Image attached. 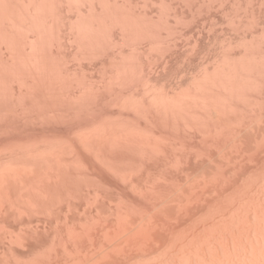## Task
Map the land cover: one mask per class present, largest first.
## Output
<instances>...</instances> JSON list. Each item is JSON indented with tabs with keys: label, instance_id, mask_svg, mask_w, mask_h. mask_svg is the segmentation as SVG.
Here are the masks:
<instances>
[{
	"label": "rangeland",
	"instance_id": "rangeland-1",
	"mask_svg": "<svg viewBox=\"0 0 264 264\" xmlns=\"http://www.w3.org/2000/svg\"><path fill=\"white\" fill-rule=\"evenodd\" d=\"M117 3L119 4L117 7L119 9L122 8L121 12L122 13V24L124 25H115V26H110L109 29H107V33H105L107 37H105L106 39H104V43L101 48L98 47H93L90 48L88 45V51H87V47H85V49H82L78 51V49H76V44L74 43L72 46V39H70L69 41H71V43L69 44H64L61 49H55V51L53 50L54 53H52L50 55V57H54V58H50L52 60V62L54 63L56 72L58 74L61 73L62 78L65 77L64 80H66V82L63 81V79H61V76L59 78V80L61 79L62 82L59 81L58 83V93H59V105L53 108L52 105V101L48 95V89H46L47 87L45 86L44 90V96L43 98V108H44V115H43V132H42V136H41V140L43 143L42 145L44 146L45 151L47 150V152H57L59 153L60 157V162L62 163V167L61 169L66 172L70 177L74 176L73 178H75L76 183H73L71 180H68L66 185L64 186V190L62 188V193H64V191L66 189L67 192L69 191V189L71 190L72 188L70 186H72L73 184H76L75 186H72L73 188H75L74 190H77L78 192L80 190H82V188L85 187L86 184H88L89 189L91 192V196L93 195V197H101V198H106V210H105V214L108 216V219L111 220V222L113 223L115 220V218L113 217H117L118 213L117 212L119 209L120 212L123 215H126L129 219H131V221L133 222V227H137V224L140 225V227H143L142 230L147 229V226L149 228L150 224L153 225H157V228H155V240H157L158 243H160V246H162L163 244H165L169 235V233L171 234V232H173V235H175V240L174 243H171L168 248V251L171 252V254L167 251V248L160 250L161 253H164V251H167V256L166 255V251L163 255V258H169L171 261L167 260V259H163L162 255L159 252V256L158 254H156V257H147L144 256L142 257L139 261H137V259H135L131 264H146L147 261H145L147 258L150 259V262L148 264H176L178 260L179 263L177 264H264V0H150L149 2H147L148 0L143 1V0H128L129 2H127L126 0H116ZM119 1V2H118ZM137 1V3H136ZM126 2V3H124ZM153 2V4H152ZM121 3V5H120ZM132 3V4H131ZM146 3V5H145ZM110 4H113L112 1H110ZM124 4V5H123ZM148 4V5H147ZM152 4V5H151ZM131 5V6H130ZM143 5V6H142ZM147 8H146V7ZM128 7V8H127ZM127 8V11L126 9ZM131 10H130V9ZM125 10V11H124ZM138 11V12H137ZM150 11V12H149ZM127 12V13H124ZM130 12V14H129ZM135 12V13H134ZM70 14V13H69ZM68 14V16H69ZM136 14V15H135ZM138 14V16H137ZM75 13H71V16L74 18ZM126 15V16H125ZM130 22L128 21L130 16ZM134 15V17H133ZM137 17V19H136ZM69 18H71L69 16ZM133 18L136 20H133ZM127 19V20H126ZM124 20V22H123ZM163 20V21H161ZM127 21V22H126ZM134 21V23L132 22ZM130 24H129V23ZM125 23V24H124ZM138 23V25H137ZM144 23V24H143ZM141 24V25H140ZM128 28H127V26ZM140 25V26H139ZM130 26V27H129ZM138 26V27H137ZM115 27V28H114ZM119 27V28H118ZM126 27V28H124ZM138 32H133V30H135ZM139 28V29H138ZM143 28V29H141ZM124 29V31H123ZM138 29V30H137ZM141 29V30H140ZM126 30V31H125ZM147 30V32H146ZM112 31V33H111ZM124 33H122V32ZM121 32V34L119 33ZM131 32V34H130ZM144 32L146 33L143 34ZM129 33V35H127ZM133 33V34H132ZM139 37H137V34ZM113 34V35H112ZM118 34V35H117ZM136 34V35H134ZM124 35V36H123ZM142 35V36H140ZM145 35L148 37H145ZM149 35V36H148ZM112 36V37H111ZM115 36V37H114ZM125 37V40H123V38ZM129 38H128V37ZM133 36V37H132ZM152 36V37H151ZM161 36V37H160ZM117 37V38H116ZM119 37V38H118ZM121 37V38H120ZM142 37V38H140ZM154 37V38H153ZM156 37V38H155ZM169 37V39H168ZM127 38V39H126ZM162 38V39H161ZM108 39V40H107ZM122 39V40H121ZM165 39V40H164ZM111 40V41H110ZM137 40V41H135ZM149 40V41H148ZM156 40V41H155ZM161 42H160V41ZM110 41V42H107ZM121 41V42H120ZM167 41V43H166ZM170 43H169V42ZM123 42V43H122ZM150 42V43H149ZM164 42V43H162ZM114 43V44H113ZM119 43V44H118ZM123 45H121V44ZM157 43V44H156ZM161 45H160V44ZM112 44V45H111ZM116 44V45H115ZM152 44V45H151ZM155 44V46H154ZM71 45V46H68ZM108 45V48L107 46ZM115 45V46H114ZM121 46V47H116V46ZM111 46V48L109 49V47ZM113 46V47H112ZM153 46V47H152ZM162 46V47H161ZM167 46V48H166ZM72 50H69V48ZM151 47V48H150ZM158 47V48H157ZM152 48H154L152 50ZM160 48V49H159ZM164 48V49H163ZM171 48H173L172 51ZM63 49V50H62ZM67 49V50H66ZM99 49V50H98ZM120 49V50H119ZM151 49V51L149 50ZM58 51V53H55ZM76 50V51H75ZM85 50V51H84ZM107 50V54H105L104 52H106ZM114 52H113V51ZM120 52H119V51ZM160 50V51H159ZM163 50V51H161ZM65 51V54L63 53ZM71 51V52H69ZM74 51V52H73ZM84 51V52H83ZM90 51H92V53H90ZM99 51V52H98ZM102 51H104L102 53ZM116 51V52H115ZM121 53V54H119ZM60 52V53H59ZM69 52V53H68ZM77 54H74L76 53ZM79 52V53H78ZM82 52V53H81ZM98 52V53H97ZM154 52V53H152ZM161 52H163L162 55ZM71 53V54H70ZM94 53V54H93ZM101 53V54H99ZM116 53V54H115ZM150 53V54H149ZM152 53V54H151ZM171 53V54H170ZM55 54V55H54ZM57 54H59L57 56ZM67 54V55H66ZM74 54V56H73ZM85 54V55H83ZM99 54V55H98ZM110 56H109V55ZM113 54V55H112ZM118 54V55H117ZM146 54V55H145ZM159 54V55H158ZM161 54V56H160ZM173 54V55H172ZM63 55V56H62ZM69 55V56H68ZM90 55H93V57ZM97 56L101 61L100 63H98V58L95 57ZM103 55H106L103 56ZM116 55V56H114ZM122 55V56H121ZM150 55V56H147ZM155 55V56H154ZM157 55V56H156ZM170 55V56H169ZM58 58H56V57ZM62 58H60V57ZM78 56V58H77ZM83 58L81 59L80 58ZM83 56V57H82ZM88 56V57H87ZM114 56V57H113ZM169 56V57H168ZM178 56V57H177ZM180 56V57H179ZM68 57V58H67ZM73 57V59L71 58ZM152 57V58H151ZM154 57V58H153ZM158 57V58H157ZM77 58V62H75ZM85 58V59H84ZM90 58L98 63H93L92 60H90ZM102 58V59H101ZM122 58L125 60H122ZM161 58V59H160ZM169 58V59H168ZM172 58V59H171ZM55 59V60H54ZM62 59V60H61ZM69 59V60H68ZM75 59V60H74ZM155 61H154V60ZM167 59V60H166ZM58 60H60L61 62H59ZM81 60V61H80ZM105 60V61H103ZM108 60V61H107ZM119 60V62H118ZM147 60V63H146ZM176 60V61H175ZM59 64H57L56 62ZM66 61H68L66 63ZM83 61V62H82ZM86 61H89L86 63ZM122 61V63H121ZM145 61V62H144ZM159 61V63H157ZM80 62V63H79ZM104 64H103V63ZM118 62V64H117ZM66 63V64H65ZM69 63V68L67 66V64ZM76 63V64H74ZM79 63V64H78ZM93 63V64H92ZM154 63V64H153ZM157 65H156V64ZM167 63V64H165ZM61 64V65H60ZM92 64V65H90ZM95 64V65H94ZM100 64V65H99ZM103 64V66H102ZM113 66H112V65ZM120 64V65H119ZM122 64V65H121ZM165 64V65H164ZM65 65V66H64ZM81 67H80V66ZM87 65V67H86ZM90 65V66H89ZM97 65V66H96ZM99 65V66H98ZM118 65V67H117ZM152 65V66H149ZM164 65V66H163ZM172 65V66H171ZM59 68H58V67ZM96 66V67H94ZM102 66L100 69L99 67ZM108 66V67H107ZM118 72L121 74H116L117 73V69ZM124 66V67H123ZM151 68V70L148 68ZM162 66V68H161ZM61 67V70H60ZM66 67V69H65ZM79 67V68H78ZM90 67V69L88 68ZM94 69H92V68ZM111 67V68H110ZM121 67L123 68V71L120 72ZM139 67V68H138ZM145 67V68H143ZM165 67V68H164ZM174 67V68H173ZM226 67V68H225ZM233 68L230 69V68ZM57 68V69H56ZM68 68V69H67ZM104 68V69H103ZM125 68V70H124ZM155 68V69H154ZM224 68V69H222ZM63 69V70H62ZM75 69V71H74ZM81 69V70H80ZM84 69V70H83ZM140 69V71H139ZM143 69V71L141 70ZM146 69V70H145ZM159 69V71H157ZM165 71H164V70ZM174 69V70H173ZM229 69V70H228ZM65 70V71H64ZM68 70H72L68 71ZM93 70V71H92ZM101 70V71H100ZM113 70V71H112ZM116 70V71H115ZM154 70V71H153ZM162 70V71H161ZM223 70V72H222ZM225 70H228L229 73ZM244 70V72L242 71ZM67 71V72H66ZM74 71V72H73ZM145 71V72H144ZM148 74L150 72H152L151 74ZM170 71V72H169ZM233 71V72H231ZM66 72V74H65ZM78 72V73H77ZM81 72V73H80ZM90 72V73H89ZM105 72V74H104ZM113 72V73H112ZM116 72V73H115ZM128 72V73H127ZM164 72V74H163ZM166 72V73H165ZM173 72V73H172ZM219 72L220 75H219ZM237 74H235V73ZM68 73V74H67ZM81 75H80V74ZM84 73V74H83ZM87 73V74H86ZM124 73V74H123ZM227 73V74H225ZM65 74V75H64ZM71 74V75H70ZM116 76H121V77H116ZM149 76H147V75ZM155 74V75H154ZM171 74V75H170ZM204 74V75H203ZM235 77H234V75ZM241 74V75H240ZM64 75V76H63ZM69 75V76H68ZM83 75H85L83 77ZM107 77V80L110 83H107L108 81L103 79L104 77ZM123 75V77H122ZM126 75V77H125ZM130 75V76H128ZM159 75V76H158ZM205 75L208 77H205ZM217 75V76H216ZM222 75V76H221ZM229 75V76H228ZM231 75V76H230ZM58 76V77H59ZM81 78H80V77ZM101 76V78L99 77ZM103 76V77H102ZM114 76L117 82L114 80L115 78L112 77ZM146 76V77H144ZM173 76V77H172ZM220 76V77H218ZM225 76V77H224ZM229 77L228 79H226V77ZM238 78H237V77ZM68 77V78H67ZM71 77V78H69ZM74 77V78H73ZM83 77V78H82ZM130 77V78H129ZM133 77V78H132ZM153 77V78H152ZM165 77V80L164 78ZM172 79V81L170 80V78ZM204 79H202V78ZM214 80H213V78ZM217 79H216V78ZM233 77V78H232ZM85 78L86 81H85ZM95 78V79H94ZM111 78L113 79V82L111 80ZM135 78V79H134ZM155 78V79H154ZM206 78L208 80H206ZM236 78V79H235ZM243 78V79H242ZM69 79V80H68ZM79 79V80H78ZM81 79H83L84 81L81 82ZM94 79V80H92ZM122 79V80H121ZM124 79V81H123ZM145 79V80H144ZM158 79V80H157ZM177 79V80H176ZM195 79V80H194ZM200 79V81H199ZM201 79L203 81H205L206 83L209 84H203L205 82L201 81ZM212 81H209L211 80ZM230 79V80H229ZM239 79V80H238ZM72 80V81H71ZM75 80V81H74ZM88 80V81H87ZM96 80V81H95ZM101 80V81H100ZM111 80V81H110ZM119 80V81H118ZM128 80V81H127ZM135 80V81H134ZM164 80V81H163ZM168 80V81H167ZM198 82H197V81ZM222 80V81H221ZM80 81V82H79ZM100 81V82H99ZM121 81V82H120ZM147 83L149 84H146ZM155 81V82H154ZM162 81V83H161ZM166 81V82H165ZM171 81V82H170ZM174 81V83H173ZM175 81H179L178 83ZM194 81V82H193ZM196 81V82H195ZM218 81V83H217ZM220 81V82H219ZM225 81V82H224ZM227 81V82H226ZM233 81V83H232ZM235 81V82H234ZM243 81V83H242ZM72 82V83H71ZM75 82V83H74ZM78 82V83H77ZM85 82V83H84ZM88 82V83H86ZM92 85H91V83ZM107 84H106V83ZM119 82V83H118ZM123 82V83H122ZM126 82V83H125ZM138 85H137V83ZM151 82V83H150ZM229 82V85H228ZM239 82V83H238ZM64 83V84H63ZM90 83V86H89ZM94 83V84H93ZM103 83V84H99V87L97 86L98 84ZM105 83V84H104ZM154 83V84H153ZM158 83H160L161 85H159ZM169 83V84H168ZM191 83V85H190ZM217 83V84H216ZM221 83V84H220ZM68 84V85H67ZM74 84V85H73ZM81 84V85H80ZM83 84V85H82ZM126 86H125V85ZM152 84V85H151ZM167 84V86H165ZM177 84V85H176ZM180 84V85H178ZM197 84H201V85H197ZM211 84V85H210ZM226 84V85H225ZM239 86H238V85ZM72 85V86H71ZM80 85V86H78ZM86 85V86H85ZM94 85V86H93ZM105 85V86H104ZM109 85V86H108ZM115 85V87L113 86ZM121 85V86H120ZM123 85V86H122ZM141 85V87H140ZM156 87H155V86ZM164 85V86H162ZM190 85V86H188ZM197 85V86H195ZM213 85V86H212ZM223 85V87H222ZM241 85V86H240ZM61 86V88L59 87ZM68 86V87H67ZM85 88H83V87ZM101 88L97 90V87ZM143 86V87H142ZM147 87V89H144L145 87ZM159 86V87H158ZM172 86V87H170ZM175 86V87H174ZM193 86V87H192ZM198 86H200L198 88ZM201 86L204 90H206L205 94L203 92V89H201ZM206 86V87H205ZM210 86V87H208ZM216 86H220V89ZM230 86V87H229ZM237 86V87H236ZM106 87V88H105ZM111 87V88H110ZM118 87H120L118 89ZM122 87H125L124 89ZM140 87V88H139ZM150 87H154L153 89ZM158 87V88H157ZM169 87V88H168ZM181 87V88H179ZM196 87L201 90V93L198 94H203L198 95L195 92H198L199 90L196 89ZM208 87V88H207ZM234 89H233V88ZM239 87V88H238ZM66 90V93L65 90ZM70 88V89H69ZM79 88V90L77 89ZM88 90H87V89ZM105 88V89H103ZM109 88V89H108ZM115 88V90L113 89ZM122 88V89H121ZM143 88V90H142ZM161 88V89H159ZM187 88V91H185L187 93V95H189V100L186 98V93H182V91L180 89L184 90ZM193 88V89H192ZM196 90H195V89ZM212 88V89H210ZM224 88L227 89L224 91ZM231 88V89H228ZM59 89H62V93L61 91L59 92ZM82 89H86L85 91H81ZM117 89V90H116ZM140 89V90H139ZM173 89V90H172ZM179 91H178V90ZM190 89H192L190 91ZM210 90V92L207 91ZM74 90V91H73ZM92 90V91H91ZM98 91L93 93V91ZM128 90V91H127ZM137 90V91H136ZM148 90H150L148 93L150 94H145ZM153 90V91H152ZM156 90V91H154ZM223 90V91H221ZM238 90V91H237ZM241 90V91H240ZM73 91V92H72ZM79 92L77 94H79L77 97H79V99H75L74 95L76 96V92ZM101 91V92H100ZM102 91H104L103 94ZM108 91V93H107ZM111 91V92H110ZM121 91V92H120ZM135 91V92H134ZM143 91V92H142ZM160 91L162 93L159 92V94L161 95L160 99L164 100L165 98H167L166 96L170 97L169 95L173 96L172 98H168V102L166 99V103L165 101H161L159 100V95L157 94ZM168 91V92H167ZM175 91V92H173ZM178 91V92H177ZM193 91V92H192ZM219 91V93H218ZM82 92V94H81ZM85 92V94H84ZM89 96L95 95V98H93L94 96H92V99H87L89 98ZM123 92V93H122ZM155 92V94L158 95V97L156 98L157 95L153 94ZM157 92V93H156ZM165 92V93H164ZM167 92V93H166ZM171 92V93H170ZM182 94L183 97H181ZM192 92V93H191ZM216 92V93H215ZM233 92V93H232ZM98 93V94H97ZM101 93V94H100ZM111 95H110V94ZM113 93V94H112ZM118 95H117V94ZM121 93V94H120ZM138 93V94H137ZM189 93V94H188ZM210 95L209 97L207 96V94ZM213 93H215L213 95ZM230 93V94H229ZM242 93V94H241ZM244 93V95H243ZM65 94V95H64ZM73 94V97H72ZM84 94V95H83ZM125 94V95H123ZM142 94V96H141ZM146 96H144V95ZM164 94V95H163ZM166 94V95H165ZM173 94V95H172ZM191 94V95H190ZM192 94H197L195 96H198L200 99V101H204L200 102L199 98L198 100L195 99V96ZM224 94V95H223ZM226 94V95H225ZM236 94V95H235ZM62 95V96H61ZM81 95V96H80ZM83 95V96H82ZM86 95V96H85ZM114 96V97H110V96ZM123 95V96H122ZM134 95V96H133ZM152 95V96H151ZM176 95H179V97L186 99L185 101H189L187 103H189L190 107H186L188 106L185 101L180 102L181 100L178 99V97ZM218 98H216L217 96ZM228 95H232V96H228ZM234 95V96H233ZM97 96V97H96ZM108 96V97H107ZM120 96V98L118 97ZM124 96H132L131 99L130 97H124ZM138 96L140 98H138ZM150 96L151 98L153 96H155L154 98H156L154 100V98H150L148 97ZM185 96V98H184ZM207 98H204V97ZM240 96V97H238ZM49 100H48V98ZM62 97V98H61ZM72 97V98H70ZM80 97H83L82 102ZM87 97V98H84ZM123 97V98H121ZM162 97H164L162 99ZM191 97L193 100H195L194 102L196 103L195 106L199 110L200 112H202L203 114H201L199 111L196 110V107L193 108L194 106V102L192 103L191 106ZM216 100H214V98ZM224 97V99H223ZM227 97V98H226ZM66 98L68 100H66ZM74 98V99H73ZM107 98V100H106ZM135 98V99H134ZM138 98V99H137ZM177 98V99H175ZM197 98V97H196ZM204 98V100H202ZM61 99V100H60ZM84 99L86 102H90V103H94V104H90L88 107H85L86 102H84ZM96 99V100H93ZM103 99V100H101ZM109 99V100H108ZM130 99L132 101L131 104V108L130 106H128V103H130ZM141 99V100H140ZM149 99V101H148ZM158 99V100H157ZM172 99V100H171ZM209 99H213L209 100ZM223 101H222V100ZM47 100V101H46ZM64 100V101H63ZM71 100V101H70ZM88 100V101H87ZM91 100V101H90ZM101 100V101H100ZM112 100V101H111ZM123 102H122V101ZM127 100V105L126 103L124 104V101L126 102ZM152 100V103H151ZM170 100V101H169ZM179 102L178 104H175L176 101ZM199 101L197 105V101ZM209 100V101H208ZM218 100V101H217ZM220 100V101H219ZM226 100V102L224 101ZM251 100V101H250ZM63 101V102H62ZM68 101V102H67ZM73 101H77V103H73ZM94 101V102H92ZM98 101V102H97ZM117 101V102H116ZM135 101V103H134ZM139 101V102H137ZM156 101V103H154ZM157 101H161V103H157ZM172 101V102H171ZM175 101V102H174ZM228 101V102H227ZM240 101V102H239ZM257 101V102H256ZM259 101V102H258ZM78 102H80L79 104L82 105L84 108H82L83 110L85 108H90L88 112V110H84V113L79 111H75L74 109L77 110L76 106H79ZM102 102V104H101ZM137 102V104H136ZM146 102V103H145ZM148 102V103H147ZM150 102V103H149ZM164 102V105H162V103ZM210 102V103H209ZM214 102V103H213ZM219 102H221V106L222 109L219 110V108L221 106H219ZM237 102V103H235ZM254 102V103H253ZM62 103V105H61ZM65 105H64V104ZM68 103V104H67ZM70 103L75 107L73 108L72 105H70ZM84 103V104H81ZM104 103V104H103ZM110 103V104H109ZM116 105H114V104ZM119 103V104H118ZM122 103V104H120ZM155 105H154V104ZM182 105H181V104ZM203 103V104H202ZM206 103V104H205ZM213 103L214 106H211ZM216 103V104H215ZM247 103V104H246ZM78 104V105H77ZM99 106H97V105ZM136 104V105H135ZM151 104V105H149ZM153 104V105H152ZM158 104L162 105L163 107L166 105V107H162L160 106V110H158ZM180 104V105H179ZM186 104V105H185ZM232 104V105H231ZM93 105V106H91ZM102 105H104L102 107ZM124 107H123V106ZM137 105H140L139 108H144L145 105V109H139ZM149 105V106H148ZM173 105V107H175L176 105L178 106H185L189 111L191 110V113H193L195 110V113L191 114L190 112L187 111V109L184 107V109H182V107H178L177 106L175 108H169ZM175 105V106H174ZM201 105L206 106V114H205V107L204 110L202 109L203 107ZM247 105H249L247 107ZM258 108H257V106ZM262 105V106H261ZM46 106V107H45ZM82 106H79L80 108ZM108 106H111L110 109ZM147 106V107H146ZM152 106H154V109L152 108ZM209 106V107H207ZM59 107V108H58ZM68 107L72 108V109H68ZM95 109H94V108ZM100 108L102 111H100L102 114H99L100 112ZM106 108L104 109V113H103V109L102 108ZM113 107V108H112ZM116 107V108H115ZM127 107V108H126ZM137 107V108H136ZM150 107V109L148 108ZM157 107V109L155 108ZM192 107V108H191ZM200 107V108H199ZM225 110H224V108ZM232 107V108H230ZM234 107V108H233ZM250 107L252 109H250ZM256 107V108H255ZM46 108V109H45ZM51 108V109H50ZM62 108V109H60ZM79 108V109H80ZM123 109L122 111L120 110ZM152 108V109H151ZM169 108V109H166ZM211 108H215V111H212L213 109ZM246 108V109H245ZM255 108V109H254ZM49 109V110H47ZM80 111H83V110ZM113 109V110H112ZM117 109V110H116ZM132 109V110H130ZM137 109V110H136ZM164 112H162L161 111ZM170 113L168 114V110H170ZM175 109V110H174ZM185 109L189 114V117H187L186 115L187 112L185 113ZM249 109V110H248ZM66 110V111H65ZM127 110V111H126ZM129 110V111H128ZM133 110L135 112H133ZM140 110V111H139ZM147 110V112H145ZM156 110V111H155ZM166 110V112L164 111ZM177 110V111H176ZM184 110V111H183ZM217 110V111H216ZM219 110V112H218ZM224 110V111H223ZM235 113H234V111ZM53 114L52 117L51 115ZM58 113H56V112ZM63 111V112H62ZM71 114H78V115H69L70 112ZM86 111L88 113H86ZM106 111V112H105ZM117 111V112H116ZM138 114H136L137 112ZM148 111H150L148 113ZM157 111L160 113L158 114ZM176 111V112H175ZM184 113V117H183V113ZM227 113H226V112ZM229 111V112H228ZM239 111V112H238ZM250 111V112H249ZM46 112V113H45ZM52 112V113H50ZM55 112V113H54ZM62 112V113H61ZM93 112V115L91 114ZM96 112V113H95ZM99 112V113H98ZM113 112V113H112ZM134 116H133V114ZM140 112V113H139ZM143 112V113H142ZM163 114H162V113ZM175 112V113H173ZM210 114H207L209 113ZM217 112V113H215ZM224 112V115H223ZM232 112V113H231ZM243 112V114H242ZM68 113V114H66ZM95 113V114H94ZM124 115H122V114ZM128 113V114H127ZM148 113V114H146ZM155 113V114H154ZM156 113L158 116H156ZM200 113V114H198ZM229 113V114H228ZM263 113V114H262ZM63 114V115H62ZM85 116H84V115ZM88 114V115H87ZM91 114V115H90ZM119 114V115H118ZM141 114V115H140ZM152 114V115H151ZM154 114V115H153ZM168 114V115H167ZM171 114V115H170ZM174 114V117H173ZM180 114L182 115V117H180ZM196 114V118L198 117L197 115H199V118L201 119V117L204 115V117H202V119L200 120L199 118H195L193 115ZM228 114V115H225ZM250 114V115H249ZM259 114V115H258ZM62 117H61V116ZM69 116L70 119H68L66 116ZM81 115V116H80ZM83 115V116H82ZM104 116L105 119L107 120H103ZM107 115V116H106ZM113 115V116H112ZM116 115V116H115ZM137 115V116H136ZM146 115V117H145ZM148 115V117H147ZM150 115V116H149ZM166 118L165 120H162L164 117ZM168 117H167V116ZM202 115V116H201ZM215 117H213V116ZM222 117H219V116ZM235 115V116H234ZM261 115V116H260ZM79 116V118H78ZM90 116V118H89ZM106 116V117H105ZM115 117L112 118V117ZM120 116V117H119ZM124 116V118H123ZM126 116V117H125ZM152 116V117H151ZM155 116V117H154ZM161 116V117H160ZM193 116V117H191ZM227 116V118H226ZM229 116V117H228ZM46 117V119H45ZM56 117V118H55ZM60 117V118H58ZM66 117V119H65ZM72 117V118H71ZM76 117V118H75ZM101 117V118H100ZM112 119H111V118ZM119 117V118H117ZM128 117V118H127ZM132 117V118H131ZM158 117V118H157ZM160 117V118H159ZM163 117V118H162ZM172 117V118H171ZM186 117V118H185ZM225 117V119H223ZM48 118V119H47ZM51 118H53L54 120H52ZM81 118V119H80ZM110 118V119H108ZM117 118V119H116ZM142 120H141V119ZM145 118V119H144ZM152 118V119H150ZM170 118V119H169ZM174 118V119H173ZM177 118V119H176ZM188 120L190 118H193L191 121V119L189 121H185L182 119ZM208 118V119H207ZM213 118V119H212ZM249 118V119H248ZM254 118V119H253ZM260 118V119H258ZM263 118V119H262ZM51 119V120H49ZM56 119V120H55ZM80 119V120H79ZM85 119V120H84ZM91 121H90V120ZM127 119V120H126ZM134 119V120H133ZM147 119V120H146ZM150 119V120H149ZM172 119V120H171ZM203 119L205 121H203ZM229 119V120H228ZM235 119V120H234ZM59 120V121H58ZM66 120V121H64ZM94 120V121H93ZM101 123H99V121ZM102 120V121H101ZM108 120H112L111 122ZM118 120V121H117ZM122 120V121H121ZM125 120V121H123ZM139 120V121H138ZM159 120V121H158ZM168 121V123L164 124ZM182 120L183 123H180V121ZM201 122H200V121ZM208 120H211L212 122H209ZM53 121V122H51ZM58 121V122H57ZM78 121V122H77ZM85 123H84V122ZM115 121V122H114ZM130 121V122H129ZM132 121V122H131ZM170 121L178 124H175L173 126V123ZM176 121V122H175ZM215 121V122H214ZM222 121V122H221ZM229 121V122H228ZM256 121V122H255ZM260 121V122H258ZM51 122V123H49ZM72 122V123H71ZM87 122V123H86ZM107 122V123H106ZM118 122V123H117ZM144 122V123H143ZM186 122V123H185ZM199 122V123H198ZM218 122V123H217ZM236 122V123H234ZM240 122V123H239ZM250 124H249V123ZM257 122H258V127H257ZM62 123L64 126H62ZM79 123V124H78ZM84 123V124H82ZM91 123V124H90ZM93 123L95 124L96 128H100V129H95V126H93ZM98 123V124H97ZM103 123V124H102ZM116 123V124H115ZM120 123V124H119ZM129 125H128V124ZM133 123V124H132ZM191 123V124H190ZM221 123V124H220ZM232 123V124H230ZM242 123V124H241ZM256 125H254V124ZM52 124V125H50ZM55 124V125H53ZM90 124V125H89ZM100 124H102L100 126ZM106 126H105V125ZM117 126H121L120 128H116L114 127L115 125ZM119 124V125H118ZM124 124V125H122ZM150 124V125H149ZM189 124V125H188ZM194 124V126H192ZM225 124L228 126L226 127ZM261 124V125H260ZM48 125V126H46ZM86 125V126H85ZM89 125V126H88ZM97 125H99V127H97ZM110 125V126H109ZM112 125V127H111ZM134 125V127H133ZM139 125V126H136ZM170 125H172L173 128H170L171 130H169ZM177 125V126H176ZM183 125V126H181ZM188 125V126H187ZM199 129L197 131V128ZM230 125H236V127H238V129L234 126L231 128ZM238 125V126H237ZM240 125V126H239ZM253 125V126H252ZM54 126H58V128L54 127ZM77 126V127H76ZM90 126H92L91 129ZM127 126V127H126ZM146 126V127H145ZM167 126V127H166ZM187 126V127H186ZM203 126V127H202ZM220 126V127H219ZM224 126V127H223ZM74 127V128H73ZM80 127V128H79ZM82 127V128H81ZM86 127V128H85ZM101 127H105L103 128V130L101 131ZM109 127V128H108ZM132 127V130H131ZM143 127V128H142ZM154 127V128H153ZM157 127V128H156ZM165 127V128H164ZM184 127V128H183ZM190 127V129L188 128ZM195 129H192L194 128ZM249 127V128H248ZM60 128V129H59ZM69 128V130H68ZM85 128V129H84ZM89 128V130H88ZM115 128V129H114ZM129 128V129H128ZM135 128V130H134ZM139 128V129H138ZM151 130H150V129ZM164 128V129H163ZM168 129L165 130V129ZM181 128V129H180ZM184 130H183V129ZM185 128L187 130H185ZM207 128V129H206ZM214 128L216 130H214ZM220 128V129H219ZM235 128V129H234ZM241 130H240V129ZM244 128V129H243ZM253 128V130L251 129ZM262 128V129H261ZM78 129V130H76ZM91 129V132L89 134H87ZM107 131L109 129V131H107L108 133L105 132V130ZM111 129V130H110ZM117 129V131L114 130ZM121 129V130H118ZM146 129V130H145ZM175 129V130H174ZM192 129V131H191ZM205 131H204V130ZM233 129V130H232ZM251 131H249V130ZM57 130V131H56ZM75 130V131H74ZM81 130V131H79ZM83 130V132H82ZM88 130V131H87ZM94 130V131H93ZM96 130V131H95ZM134 130V131H133ZM139 130L138 132H135ZM143 130H145L143 132ZM156 132H155V131ZM163 130V131H162ZM173 130L176 132H173ZM220 130V131H219ZM246 130V131H245ZM48 131V132H47ZM62 131V132H61ZM66 131V132H65ZM73 131V132H72ZM78 131V132H77ZM98 131V134H97ZM106 133V135L104 134V132ZM119 131H121L120 134ZM127 131V132H126ZM131 133H130V132ZM157 131L159 133H157ZM183 131V132H182ZM188 131V132H187ZM200 131V132H199ZM211 131V133H210ZM214 131V132H213ZM240 131V132H239ZM246 134H245V132ZM255 131V132H254ZM79 136H77V134ZM80 132V134H79ZM85 132V135L83 136L82 134ZM100 132L101 133L100 135ZM113 132V133H112ZM126 132V133H125ZM134 132V133H133ZM142 132V134H141ZM146 132H151L152 134H154L153 136H150L149 133V137H145L147 134ZM171 132V133H170ZM209 132V133H208ZM244 132V133H243ZM72 133V134H71ZM125 138H124V135ZM145 133V135L143 134ZM167 133V134H166ZM188 133V134H187ZM204 133V134H203ZM221 133V134H220ZM232 135H231V134ZM257 133V134H256ZM260 133V134H259ZM62 134V135H61ZM95 134V135H94ZM114 134V137L116 138V134H117V138H119V136L121 135L122 137H120L119 139H114L112 137ZM126 134L128 136H126ZM134 135H141L139 137V135L133 136ZM178 134V135H177ZM200 136H198V135ZM239 134L241 136H239ZM243 134V135H242ZM75 135V136H74ZM97 135V136H96ZM99 135V136H98ZM103 135L105 137H103ZM108 135V136H107ZM112 135V136H111ZM142 135H144V138ZM147 135V136H148ZM165 135V136H164ZM168 135V136H167ZM177 135V136H176ZM188 135V136H187ZM203 135V136H201ZM206 135V137H205ZM212 135V136H211ZM216 135V136H215ZM255 135V136H254ZM70 136V137H69ZM74 136V137H71ZM85 137V142L82 141V137ZM87 136V138H86ZM92 141V139H94L93 141L96 142L93 144L92 142H90V139ZM94 136V137H93ZM111 136V137H109ZM164 136V137H163ZM172 136V137H171ZM192 136V137H191ZM211 136V137H208ZM215 136V137H214ZM263 136V137H262ZM43 137V138H42ZM77 137V138H76ZM78 137H80L81 139H79ZM103 138L105 139L104 141L101 139H96V138ZM107 137V138H106ZM139 137V138H138ZM152 137V138H151ZM158 138L155 141V138ZM166 137V138H165ZM169 137H171L169 139ZM202 137V138H201ZM224 137V138H223ZM233 137V138H232ZM239 137V138H238ZM253 137V138H252ZM65 138V139H64ZM148 138V139H146ZM161 138V139H160ZM173 138V139H172ZM193 138V139H192ZM223 138V139H222ZM229 138V139H228ZM232 138V140H231ZM238 138V139H237ZM242 138V139H241ZM54 139V140H53ZM67 139V140H66ZM89 139V142L87 143ZM107 139V140H106ZM139 141V142H137ZM142 139V140H141ZM145 139V140H144ZM199 139V140H198ZM228 139V140H227ZM234 139V140H233ZM49 140H52V144H54V146L51 144V142H47ZM72 140L73 143L70 141ZM76 140V141H75ZM82 144H81V142ZM110 142H109V141ZM123 143H122V141ZM125 140V142H124ZM128 140V141H126ZM154 140V141H152ZM161 140V141H160ZM164 140V141H163ZM185 140V141H184ZM188 140V141H187ZM193 140V141H192ZM198 140V141H196ZM208 140V141H207ZM214 140V141H213ZM244 140V141H243ZM45 141V142H44ZM58 141V142H57ZM62 141H66L65 144ZM68 142V144L66 145V143ZM113 141V142H112ZM116 141V142H115ZM135 141V142H134ZM149 141V142H148ZM170 141V143H169ZM173 141V142H172ZM212 141V142H211ZM235 141V142H232ZM257 143H256V142ZM77 142H79L77 144ZM84 142V145H83ZM99 142V143H98ZM108 142V144H107ZM115 142V143H114ZM119 142V143H118ZM148 142V143H147ZM151 142H153L151 144ZM179 142V143H178ZM185 142V143H184ZM237 142V145H236ZM261 142V144H260ZM46 143V144H45ZM50 143V145H49ZM63 143V144H62ZM87 143V145L85 146V144ZM104 143V144H103ZM112 143V144H110ZM118 143V144H117ZM122 143V144H121ZM134 143V144H133ZM146 143V144H145ZM161 143V144H160ZM165 145H164V144ZM172 143V144H171ZM198 143V144H197ZM200 143V144H199ZM222 143V144H221ZM224 143V144H223ZM231 145H230V144ZM55 144H59V146L57 145V147L55 146ZM60 144L61 147H60ZM72 144L71 148L70 147ZM89 144V146H88ZM94 144L96 146H94ZM98 144V145H97ZM100 144V145H99ZM103 144V145H101ZM110 144V146H109ZM117 144V145H116ZM140 144V145H139ZM156 144V145H155ZM217 144V145H216ZM234 144V145H233ZM52 145V146H51ZM81 145V147L79 146ZM121 145V146H120ZM127 145V146H126ZM132 145V146H130ZM137 145V146H136ZM144 148H143V146ZM151 146V150L147 148ZM158 145V146H157ZM162 145V146H161ZM200 145V146H199ZM213 145V146H212ZM221 145V146H220ZM228 145V146H227ZM243 145V146H241ZM260 145V146H259ZM50 146L52 148H50ZM68 146V147H65ZM85 146V148L83 147ZM93 146V147H92ZM105 146V147H104ZM123 146V147H122ZM155 146V147H153ZM181 146V147H180ZM202 146V147H201ZM207 146V147H206ZM212 146V147H211ZM227 146V147H226ZM258 146V147H257ZM263 146V148H262ZM55 147V148H54ZM88 147V149L86 148ZM92 150H91V148ZM98 147V148H97ZM118 147V148H117ZM135 147L136 149L132 148ZM146 147V148H145ZM161 149H159V148ZM232 147V148H231ZM248 147V148H247ZM46 148H49L46 149ZM64 148V149H63ZM104 148V149H103ZM107 148V149H106ZM110 148V149H109ZM166 148V149H165ZM172 150H171V149ZM180 148V149H178ZM185 148V149H184ZM226 148V149H224ZM52 151H51V150ZM57 149V151H56ZM62 149V150H61ZM68 149H70L71 151H73V153L71 151H69ZM86 150L83 151L82 150ZM90 149V150H89ZM98 149V150H97ZM120 149V151L118 150ZM124 149V150H123ZM127 151H126V150ZM139 149H141L139 151ZM147 149V150H146ZM158 150L159 153L161 154H157ZM163 149V150H162ZM183 149V150H182ZM204 149V150H203ZM224 149V150H222ZM231 149H233L231 151ZM263 149V150H262ZM61 150V152H59ZM63 150L66 152H64L63 154ZM79 150V151H78ZM89 150V151H88ZM100 150V151H99ZM110 150V151H108ZM122 150V151H121ZM135 150V151H134ZM144 150V151H143ZM146 150V151H145ZM153 150V152H152ZM155 150V153H154ZM171 150V151H170ZM174 150V151H173ZM177 150V151H176ZM180 150V151H179ZM189 150V152H188ZM222 150V151H221ZM246 150V152H245ZM257 150V151H256ZM103 151V152H102ZM138 151V152H137ZM148 151H151L150 153ZM162 151V152H161ZM170 151V152H169ZM221 151V153L219 152ZM224 151V152H223ZM232 153H231V152ZM250 151V152H249ZM255 153H254V152ZM69 152V153H68ZM115 152V153H114ZM134 152V153H132ZM146 152V153H143ZM166 152V153H165ZM173 152V153H172ZM176 152V153H175ZM186 152V153H185ZM208 152V153H207ZM219 152V153H218ZM230 152V153H229ZM248 152V153H247ZM83 153V154H82ZM87 153V154H86ZM126 153H128V155H126ZM139 153V154H137ZM162 153H164V155H162ZM199 153V154H198ZM203 153V154H202ZM223 153V154H222ZM225 153V155H224ZM239 153V154H238ZM63 156H62V155ZM69 154V155H67ZM76 155V158L75 157ZM119 154V155H118ZM132 154V155H131ZM143 154V155H142ZM148 154V155H147ZM154 154V155H153ZM166 154V155H165ZM220 154V155H219ZM237 154V155H236ZM72 155V156H71ZM108 155V156H107ZM111 155V156H110ZM113 155V156H112ZM131 155V156H130ZM142 155V156H141ZM156 155V156H155ZM170 155V158H169ZM185 155L187 157H185ZM218 155V156H215ZM222 155V156H221ZM227 155V156H226ZM64 156H67L66 159ZM71 158H70V157ZM110 156V157H109ZM119 156V158H118ZM136 156V157H135ZM144 156V157H143ZM153 158V159H150ZM162 158H161V157ZM173 156V157H172ZM176 156V157H175ZM183 156V157H182ZM195 156V157H194ZM200 156V157H199ZM224 156V157H223ZM78 157V158H77ZM96 157V158H95ZM98 157V158H97ZM102 157V159L100 158ZM131 157V158H130ZM143 157V158H142ZM146 157V158H145ZM182 157V158H181ZM211 157V158H210ZM240 157V158H239ZM94 158V160H93ZM149 158V160H148ZM156 158V159H155ZM168 158V161H167ZM179 162H177V159ZM193 158V159H192ZM200 158V159H199ZM208 158V159H207ZM213 159V161H211ZM216 158V159H215ZM250 158V159H249ZM70 159H74L73 161L70 162ZM116 159V160H115ZM141 159V160H140ZM147 159V160H146ZM188 159V160H187ZM196 159V160H195ZM240 159V160H239ZM248 159V160H247ZM68 160V161H67ZM77 160V161H76ZM81 160V161H80ZM90 160V161H89ZM158 160V161H157ZM161 160V162H160ZM174 160V161H172ZM187 160V162H186ZM190 160V161H189ZM230 160V161H228ZM233 160V161H232ZM66 163H65V162ZM95 161V162H94ZM103 161V162H102ZM106 161V162H105ZM109 161V162H108ZM111 161V162H110ZM131 161L133 164H131ZM142 161V162H141ZM147 161V163L145 162ZM153 163H150V162ZM157 161V162H156ZM189 161V162H188ZM194 161V162H193ZM210 162V163H206V162ZM218 161V162H217ZM221 161V162H220ZM224 161V162H222ZM226 161V162H225ZM229 163H228V162ZM238 161L240 163H238ZM67 162H70L71 165L69 164V167ZM76 162V164H75ZM98 162V164H97ZM123 162V163H122ZM129 162V164L127 163ZM139 162V163H138ZM144 162V163H143ZM149 162V163H148ZM168 162V164H166ZM176 162V163H175ZM183 165H181V163ZM186 162V163H184ZM203 162V163H202ZM215 162V163H214ZM237 162V163H236ZM78 163V164H77ZM121 165L119 166L118 165ZM143 163V164H142ZM175 163V164H173ZM180 163V164H178ZM197 163V164H196ZM213 163V165H212ZM230 166H226L228 164ZM234 163V165H233ZM67 164V165H66ZM74 164V165H73ZM95 164V165H94ZM97 164V165H96ZM104 164V165H103ZM114 164V165H113ZM123 164V165H122ZM126 166H125V165ZM139 166H138V165ZM142 164V165H141ZM178 164V165H177ZM210 164V165H209ZM225 164V165H224ZM65 165V168H64ZM77 165V166H76ZM84 165V166H83ZM101 165V166H100ZM131 165V167H130ZM135 165V166H134ZM141 165V167H140ZM148 165V166H147ZM161 165V166H160ZM166 165V166H165ZM172 167H169V166ZM175 165V166H174ZM207 165V167H206ZM222 165V166H221ZM76 166V167H75ZM104 166V167H102ZM106 166V167H105ZM118 166V167H117ZM143 166V167H142ZM191 166V167H190ZM194 166V167H193ZM215 166H217V169L220 171H218ZM241 166V167H240ZM68 167V168H67ZM100 167V168H99ZM116 167V168H115ZM121 167V168H120ZM151 167V168H150ZM155 167V168H154ZM163 167V168H162ZM168 167V169L166 168ZM199 167V168H198ZM204 167V168H202ZM213 167V168H211ZM238 167V168H237ZM89 168V169H88ZM132 168V169H131ZM138 168V169H137ZM142 171H141V169ZM166 168V169H165ZM172 168V169H171ZM179 168V169H178ZM186 168V169H185ZM202 170H201V169ZM225 168V170H224ZM68 169V170H66ZM74 169V170H72ZM76 169V170H75ZM103 169V170H102ZM106 169V170H105ZM115 171H114V170ZM136 169V170H135ZM147 169V170H146ZM159 169V170H158ZM165 169V170H164ZM210 169V170H209ZM222 169V171H221ZM238 169V170H236ZM70 170V171H69ZM87 170V171H85ZM90 170V171H89ZM108 170V171H107ZM119 170V171H118ZM121 170V171H120ZM131 170V171H129ZM149 170V172H148ZM169 170V172H168ZM181 170V171H180ZM186 170V172H185ZM189 170V171H187ZM208 170V171H207ZM216 170V172H215ZM225 172H224V171ZM235 170V171H233ZM75 171H77L78 173L80 171L81 174L79 175L78 173H76ZM84 171V172H83ZM112 171V172H111ZM123 171V172H122ZM129 171V172H128ZM133 171H136L135 173ZM157 171V172H156ZM180 171V172H179ZM198 171V173H197ZM200 171V172H199ZM206 171V172H205ZM212 171V172H211ZM220 172V174H218V172ZM228 171V172H227ZM233 171V172H232ZM71 172V173H70ZM105 172V173H104ZM111 173V175L109 173ZM118 172V173H117ZM122 172V173H121ZM133 172V173H132ZM138 172V173H137ZM147 172V173H146ZM167 172V173H166ZM173 172V174H171ZM175 172V173H174ZM179 172V173H178ZM184 174H182V173ZM204 172V173H203ZM209 172V173H208ZM236 172V173H235ZM97 173V174H96ZM113 173V174H112ZM115 173V174H114ZM120 173V175H119ZM161 173V174H160ZM165 173V174H164ZM231 173V174H230ZM73 174V175H72ZM90 174V175H89ZM126 174V177H125ZM131 174V177H130ZM135 174V175H133ZM137 174V175H136ZM149 174V175H148ZM151 174V175H150ZM160 174V175H159ZM167 174V175H166ZM180 174V175H179ZM196 174V175H195ZM203 174V176H202ZM209 174V175H208ZM211 174V176H210ZM224 174V175H223ZM230 174V175H229ZM87 175V176H86ZM144 175V176H143ZM183 175V176H182ZM201 175V176H200ZM208 175V176H206ZM215 175V176H214ZM219 175V176H217ZM229 175V176H227ZM77 176V177H76ZM92 176V177H91ZM111 176V177H110ZM118 176H120L121 178H118ZM134 176V177H133ZM147 176H150V178ZM153 176V177H152ZM173 176V177H172ZM181 176V178H180ZM190 176V177H189ZM192 176V177H191ZM197 176V177H195ZM94 177V178H93ZM110 177V178H109ZM125 177V178H123ZM137 177V178H135ZM146 177V178H145ZM161 177V178H159ZM186 177V178H185ZM189 177V179H188ZM223 177V178H222ZM228 177V178H226ZM79 178V179H77ZM83 178H85L86 180H83ZM157 178V179H156ZM170 178V179H169ZM173 178V179H172ZM190 178L192 180H190ZM194 178V180H193ZM208 178V179H207ZM222 178V180H221ZM89 179V180H88ZM116 181H115V180ZM125 179V180H124ZM128 182H127V180ZM143 179V180H142ZM149 179V180H148ZM152 179V180H151ZM154 179V180H153ZM178 179V180H176ZM187 179V181L189 182L187 186V181L185 182V180ZM199 179V180H198ZM204 182H202L201 180ZM211 179H214L211 180ZM218 181H217V180ZM225 179V180H224ZM80 180V181H79ZM95 184H94V182ZM120 180V181H118ZM124 180V182H123ZM157 180V181H156ZM170 180H174V182L170 181ZM224 180V181H223ZM74 181V179H73ZM97 181V182H96ZM130 181V182H129ZM144 184H143V182ZM147 181V182H146ZM160 183H159V182ZM183 181V182H182ZM192 181V182H191ZM198 181V184H196ZM200 181V182H199ZM208 181V182H207ZM215 183H213V182ZM72 182V183H71ZM88 182V183H86ZM93 182V183H92ZM119 182V183H118ZM136 182V183H135ZM166 183L165 184H163ZM170 184H169V183ZM195 182V183H194ZM224 182V183H223ZM86 183V184H84ZM97 183V184H96ZM118 183V184H117ZM126 183V184H125ZM135 183V184H132ZM139 183V184H138ZM152 183V184H151ZM154 183V184H153ZM194 183V184H191ZM200 183V184H199ZM205 183V185L203 184ZM210 183V184H209ZM217 183V184H216ZM226 183V184H225ZM228 183V184H227ZM84 184V187L83 185ZM121 184V185H120ZM131 184V185H129ZM142 184V185H141ZM163 184V185H162ZM174 184V185H173ZM180 184V185H179ZM183 184V185H182ZM209 184V185H208ZM70 185V186H69ZM82 185V186H81ZM123 185V186H122ZM129 185V186H128ZM146 185V186H145ZM155 185V186H154ZM165 185V186H164ZM171 185V187L169 186ZM177 185V186H176ZM179 185V186H178ZM186 185V186H185ZM191 185V186H190ZM208 185V186H207ZM213 185V186H212ZM223 185V186H222ZM87 186V185H86ZM135 186V187H134ZM149 186V187H148ZM152 186V187H150ZM166 186L168 187L167 189ZM202 186V187H201ZM205 186V187H204ZM80 187V188H79ZM95 187V189H94ZM132 189H131V188ZM178 187V189H177ZM181 187V189H180ZM189 187V188H188ZM191 187V188H190ZM194 187V188H193ZM204 187V188H203ZM207 187V188H206ZM211 187V188H210ZM219 187V188H218ZM224 187V188H223ZM87 188V187H86ZM129 188V189H128ZM136 188V189H134ZM140 188V189H137ZM145 188V189H144ZM147 188V189H146ZM149 188V189H148ZM170 188V189H169ZM200 188V190L198 189ZM203 188L204 190L202 191ZM209 188V189H208ZM213 188V189H212ZM97 189V190H96ZM104 189V190H103ZM107 189V191H106ZM114 189V190H113ZM122 189V191H121ZM125 189V190H124ZM163 189V191H162ZM169 189V190H168ZM183 189V190H182ZM187 189V190H186ZM193 189V190H191ZM198 189V190H197ZM219 189V190H217ZM134 190V193L131 192ZM137 190V191H136ZM146 190V191H145ZM153 190V191H152ZM169 192H168V191ZM171 190V191H170ZM190 190V191H188ZM86 191V190H83ZM96 191V193H95ZM141 191V192H139ZM143 191V192H142ZM163 193H161V192ZM179 191V192H178ZM210 191V192H209ZM60 192V191H59ZM66 192V191H65ZM73 192V191H72ZM113 192V193H112ZM151 192V193H150ZM158 192V193H157ZM167 192V193H166ZM173 192V193H172ZM190 192V193H189ZM195 192V193H194ZM214 192V195H212ZM217 192V193H216ZM221 192V193H220ZM75 193V192H74ZM80 193V192H79ZM79 193L76 192V194L79 195ZM83 192H81L82 194ZM85 193V192H84ZM98 193V194H97ZM106 193V194H104ZM109 195H108V194ZM138 193V194H136ZM140 193V195H139ZM148 193V194H147ZM155 193V194H154ZM160 193L162 195H160ZM176 193V194H175ZM192 193V194H191ZM206 193V194H205ZM115 194V195H114ZM136 194V195H135ZM186 194V195H185ZM189 194V195H188ZM197 194V195H196ZM95 195V196H94ZM108 195V196H106ZM118 195V197H117ZM150 197H148V196ZM175 195V197H174ZM182 195V196H181ZM105 196V197H104ZM137 196V197H135ZM155 197L153 199V197ZM159 198H158V197ZM165 196V197H164ZM173 196V197H170ZM197 196V197H196ZM202 196V197H201ZM216 196V197H215ZM93 197H91L93 199ZM109 197V198H108ZM133 199H132V198ZM139 197V198H138ZM182 197V198H181ZM185 197V198H184ZM210 197V198H209ZM127 198V199H126ZM141 198V199H140ZM143 198V200H142ZM151 198V199H150ZM158 198V199H157ZM161 201H158L160 200ZM165 198H170V199H166ZM177 198V199H176ZM179 198V199H178ZM194 198V199H193ZM111 199V200H110ZM118 199V200H116ZM139 199V200H138ZM147 199V200H146ZM183 201H182V200ZM211 199V200H210ZM219 199V200H218ZM110 200V201H109ZM114 200V201H113ZM128 200V201H127ZM141 200V201H140ZM167 201L164 202L162 204V201ZM169 200V201H168ZM178 200V201H176ZM108 201V202H107ZM132 201V202H131ZM137 201V202H136ZM146 201V203H145ZM173 201V202H172ZM203 201V202H202ZM113 202V203H112ZM119 204H118V203ZM123 202H125L124 204H122ZM152 202V203H149ZM183 202V203H182ZM161 206H158V204ZM169 203V204H168ZM188 203V205H187ZM201 203V204H200ZM216 203V204H215ZM111 206H109V205ZM114 204V205H113ZM132 204V205H130ZM137 204V205H136ZM176 204V205H175ZM181 204H183V206H181ZM197 204V205H196ZM209 204V205H208ZM221 204V205H220ZM115 205L117 206V209L111 210L113 208H115ZM125 205V207H124ZM149 205V206H148ZM164 205V206H163ZM180 205V206H179ZM192 205V206H191ZM137 206V208H136ZM157 206V208L155 207ZM173 206V207H172ZM178 206V207H177ZM186 206V207H185ZM209 206V207H208ZM216 206V207H215ZM133 207V209H132ZM135 207V208H134ZM162 207V208H161ZM167 207V208H166ZM109 208V209H108ZM123 208V209H122ZM141 208V209H140ZM164 208V209H163ZM176 208V209H175ZM182 208V209H181ZM216 208V209H215ZM130 209V210H129ZM136 209V211H135ZM140 209V210H139ZM171 209V210H170ZM175 209V210H174ZM181 209V210H180ZM212 209V210H210ZM117 210V211H116ZM124 210V211H123ZM128 210V211H126ZM139 210V211H138ZM155 210V211H154ZM161 210V211H160ZM210 210V211H208ZM216 210V211H214ZM112 211V212H111ZM116 211L117 213L115 214ZM123 211V212H122ZM135 211V212H134ZM141 211V212H140ZM149 211V212H148ZM151 211V212H150ZM178 211V212H177ZM206 211V213H205ZM213 211V212H212ZM130 212V214H129ZM138 212V213H137ZM153 212V213H152ZM164 214H163V213ZM167 212V213H166ZM182 212V213H181ZM186 212V213H185ZM215 212L217 213L216 216L214 215ZM125 213V214H124ZM142 214V215H139ZM144 213V215H143ZM149 215H147V214ZM175 213L174 217L173 214ZM181 213V214H179ZM189 213V214H188ZM213 213V214H212ZM220 213V214H219ZM109 214V215H108ZM114 214V215H113ZM134 214V215H133ZM152 214V215H151ZM165 216V218L163 215ZM178 214V215H177ZM184 214V215H183ZM207 214V215H206ZM131 215V216H130ZM160 215V216H159ZM182 215V216H181ZM135 216V217H134ZM138 216V217H137ZM147 216V217H145ZM153 216H156L155 218ZM168 216V218H167ZM199 221H198V219ZM204 216V217H203ZM207 216V217H206ZM212 216H214L213 218H211ZM141 219H140V218ZM144 217V218H143ZM153 217L154 220L152 221L151 218ZM201 217V218H200ZM142 220V222L139 220ZM146 218V219H145ZM158 218V219H157ZM219 218V220H218ZM223 218V219H222ZM168 219V220H167ZM201 219V220H200ZM204 221H203V220ZM208 219V220H207ZM211 219V220H210ZM213 219L214 222L217 224L215 225V223H213ZM109 220V222H110ZM144 220V221H143ZM147 220H151L150 222H147ZM171 220V221H170ZM177 220V221H176ZM147 223H146V222ZM168 221V222H167ZM174 221V222H173ZM194 221V222H193ZM202 223H201V222ZM206 221V222H205ZM208 221V223H207ZM217 221V222H216ZM220 221V222H219ZM137 222V224H136ZM158 222V223H157ZM167 222V223H166ZM171 224H170V223ZM176 222V223H175ZM199 222V223H198ZM212 222V223H211ZM146 223V224H145ZM175 223V224H174ZM178 223V225H177ZM190 223V226L189 224ZM196 223V224H195ZM204 223V225H203ZM219 223V224H218ZM200 226H199V225ZM209 224V225H207ZM212 224H214V228L211 227L212 231L210 232V225L212 226ZM163 229H162V227ZM173 225V226H172ZM187 225V226H186ZM151 226V225H150ZM189 226V227H188ZM209 226V227H208ZM220 226V227H218ZM145 227V228H144ZM161 227V228H160ZM167 227V228H166ZM172 227V228H170ZM197 227V228H196ZM209 230H207V229ZM219 228V230H218ZM138 229L139 226H138ZM179 229V230H178ZM181 229V230H180ZM184 229V230H183ZM192 229V230H191ZM201 231H200V230ZM203 229V230H202ZM216 231H215V230ZM163 232H162V231ZM167 230V231H166ZM173 230V231H172ZM178 230V231H177ZM190 230V231H189ZM207 230V231H206ZM160 231V232H159ZM171 231V232H170ZM177 231V232H176ZM183 231V232H182ZM198 231V232H197ZM206 231L209 233L206 234ZM175 232V233H174ZM196 232L198 234H196ZM203 232V233H202ZM216 232V233H215ZM188 236H186V234ZM191 233V234H190ZM200 233V234H199ZM201 233L204 235H202L203 239L201 238ZM212 233V234H211ZM167 234V235H166ZM183 236H182V235ZM206 234V235H205ZM215 234L214 237L210 236V235ZM165 235V236H164ZM192 235V237L190 238V236ZM196 235V236H195ZM186 236V237H185ZM194 236V237H193ZM200 238H199V237ZM208 236V237H207ZM177 237V238H176ZM183 237V238H181ZM198 237V238H197ZM212 237V238H211ZM181 238V239H179ZM190 240H187V239ZM207 238V240H206ZM177 239V241H176ZM181 241H179V240ZM200 239V240H199ZM201 239L205 245H203L204 243L201 242ZM187 240V242H186ZM196 240V241H194ZM179 241V242H178ZM191 243H189V242ZM210 241V242H209ZM164 242V243H163ZM177 242V243H176ZM181 242V243H180ZM196 242V244H195ZM207 242H209L211 244H208ZM176 243V244H175ZM186 243V245H185ZM202 244V246H200V244ZM175 244V245H174ZM183 244V245H182ZM159 245V244H158ZM157 245V246H158ZM172 245V248H170V246ZM180 245V246H179ZM189 245V246H188ZM193 245V246H190ZM200 246V248L198 246ZM179 246V247H178ZM183 246V247H182ZM209 246V247H208ZM159 247V246H158ZM176 248V251L174 250ZM188 247V248H187ZM196 247V248H195ZM203 247V249H202ZM174 248V249H173ZM181 248V249H180ZM190 248V249H189ZM170 249V250H169ZM199 249V250H195ZM172 250V251H171ZM181 250V251H179ZM193 252V254L188 252ZM191 250V251H190ZM201 250V251H200ZM187 251V252H186ZM195 251V252H194ZM200 251V253H199ZM172 252H174V257ZM176 252V254H175ZM178 252V253H177ZM184 252L185 255H187L188 253V257L190 258V255H194L192 256L190 259L186 256H184V254L182 253ZM180 253V255H179ZM182 253V255H181ZM190 254V255H189ZM198 254V255H197ZM183 256V257H181ZM173 257V258H172ZM178 257V258H177ZM188 259H186V258ZM144 258V259H143ZM156 259L155 260H151V259ZM158 258V259H157ZM179 258L181 260H179ZM144 260L145 263H143L142 261ZM142 260V261H141ZM158 260V262H157ZM160 260V262H159ZM136 261V262H135ZM153 261V262H152ZM169 261V262H168ZM174 261H176V263H173ZM135 262V263H134ZM138 262V263H137Z\"/></svg>",
	"mask_w": 264,
	"mask_h": 264
},
{
	"label": "bare ground",
	"instance_id": "bare-ground-1",
	"mask_svg": "<svg viewBox=\"0 0 264 264\" xmlns=\"http://www.w3.org/2000/svg\"><path fill=\"white\" fill-rule=\"evenodd\" d=\"M110 1H112V3L113 4H110ZM120 1V0H119ZM118 1V2H119ZM122 1V0H121ZM124 1V0H123ZM127 2H129L128 0H126ZM132 1V0H131ZM143 1H145L146 2V0H143ZM150 0H148L147 2H149ZM151 2V1H150ZM124 3H126V2H124ZM136 3H137V1H136ZM132 4V3H131ZM152 4H153V2H152ZM151 4V5H152ZM119 4L117 3V1L116 0H0V264H131L135 259H137V258H139V259H137V261H139L142 257H144V256H147V255H149V254H151V255H149V256H147L148 258L149 257H156L157 255L156 254H158L159 255V252H160V250H162V249H166L167 248V246L168 245H170L171 243H174V240H175V235H173V232H171V234L169 233V235L168 236H166V237H168L167 238V240L168 241H166L165 242V244H163L162 246H160V243H158L157 242V240H155V234H154V232H155V228L154 227H156V229L158 228L157 227V225H159V224H157V225H153V224H150L149 225V228H148V226H147V229H145V230H142V228L143 227H140V225H142V224H140V225H138L137 224V222L141 219L140 217V219L137 221L135 218V220L137 221L136 222V224H137V227H133V222L131 221V219H129L126 215H123L121 212H120V210L119 209H117V206L115 205V208H113V209H111V210H114V209H117L116 211L117 212H119L118 213V215H117V217H113V218H115L114 220V222L112 223L111 222V220L110 219H108V216L105 214V210H106V208L108 207H106V201H105V199L104 198H101V197H98V196H96V197H93V195L91 196V192L92 191H90V189H89V187L90 186H88V184H86V183H88V182H86V183H84V184H86L85 185V187H84V184H82L83 185V187L84 188H82V190H80L79 192L77 191V190H74L75 188H73L72 186H75L76 184H73L72 186H70L72 189L70 190L69 189V191L67 192V190L68 189H66L65 191H64V193H62V191L65 189L64 188V186L66 185V183H67V181L68 180H71L73 183H76V179L75 178H73L74 176H72V177H70L66 172H64L62 169H63V167L61 166L62 165V163L60 162V159L59 158H61L59 155V153H57V152H55V150H54V152H47V150L45 151V149H44V146L42 145V141L41 140H43V139H41V136H42V132H43V123L45 122H43V113H44V108H43V105H44V103H43V96H44V92H45V90H44V88H45V86L47 87L46 89H48L47 91H48V95H49V97H50V99H51V103H52V105H53V108L54 107H56V106H58L59 105V93H58V83H59V81L60 82H62L61 81V79H63V81L64 82H66V80H64L65 79V77H63L62 78V76H61V73L60 74H58L59 72V70L56 72V70H54L55 69V66L56 65H54V61L52 62V58H54V57H50V55L52 54V53H54L53 52V50L55 51V49H61V47L64 45V44H69V43H71V41H69L70 39H72V46H74L73 44L75 43L76 44V49H78V51L79 50H81L82 51V49H85V47H87V45L90 47V48H93L94 46L95 47H98V48H101V50H102V47H104L103 46V43H104V39H106L105 37H107V36H105L106 34L105 33H107V29H109L110 28V26L112 27V26H115V25H123L122 24V19H121V17H122V13L123 12H121V10H122V8L124 7H122L121 9H119L117 6H118ZM120 5H121V3H120ZM124 5V4H123ZM145 5H146V3H145ZM148 5V4H147ZM131 6V5H130ZM143 6V5H142ZM146 7V6H145ZM128 8V7H127ZM127 8H125L126 9V11H127ZM147 8V7H146ZM130 9V8H129ZM131 10V9H130ZM125 11V10H124ZM75 13V15H74V18L71 16V13ZM138 12V11H137ZM150 12V11H149ZM70 13V14H69ZM124 13H127V12H124ZM135 13V12H134ZM68 14H69V16L71 17V18H69V16H68ZM129 14H130V12H129ZM136 15V14H135ZM126 16V15H125ZM130 16V15H129ZM137 16H138V14H137ZM131 17L132 16H130V18H129V22H130V19H131ZM133 17H134V15H133ZM136 19H137V17H136ZM127 20V19H126ZM133 20H135L134 18H133ZM136 21V20H135ZM161 21H163V20H161ZM123 22H124V20H123ZM127 22V21H126ZM128 22V23H129ZM133 23H134V21H132ZM125 24V23H124ZM130 24V23H129ZM144 24V23H143ZM137 25H138V23H137ZM141 25V24H140ZM139 25V26H140ZM124 26V25H123ZM127 26V25H126ZM130 27V26H129ZM138 27V26H137ZM115 28V27H114ZM119 28V27H118ZM124 28H126V27H124ZM127 28H128V26H127ZM112 29H113V27H112ZM139 29V28H138ZM137 29V30H138ZM141 29H143V28H141ZM140 29V30H141ZM123 31H124V29H123ZM126 31V30H125ZM122 32V31H121ZM121 32H119L120 34H121ZM133 32L135 33V32H137L136 31V28H135V30H133ZM146 32H147V30H146ZM146 32H144L143 34H145ZM111 33H112V31H111ZM122 33H124V32H122ZM138 33V32H137ZM136 33V34H137ZM108 34V37H109V34L110 33H107ZM130 34H131V32H130ZM133 34V33H132ZM136 34H134V35H136ZM113 35V34H112ZM118 35V34H117ZM127 35H129V33L127 34ZM146 35H147V33H146ZM145 35V37H143V38H146L147 36ZM124 36V35H123ZM123 36H122V38H123ZM140 36H142V35H140ZM149 36V35H148ZM112 37V36H111ZM115 37V36H114ZM128 37V36H127ZM130 37V36H129ZM128 37V38H129ZM133 37V36H132ZM137 37H139L138 36V34H137ZM152 37V36H151ZM161 37V36H160ZM117 38V37H116ZM119 38V37H118ZM121 38V37H120ZM140 38H142V37H140ZM148 38V37H147ZM154 38V37H153ZM156 38V37H155ZM127 39V38H126ZM162 39V38H161ZM168 39H169V37H168ZM108 40V39H107ZM122 40V39H121ZM123 40H125V37L123 38ZM165 40V39H164ZM111 41V40H110ZM110 41H107V42H110ZM135 41H137V40H135ZM149 41V40H148ZM156 41V40H155ZM160 41V40H159ZM162 41V40H161ZM160 41V42H161ZM121 42V41H120ZM169 42V41H168ZM111 43V42H110ZM123 43V42H122ZM150 43V42H149ZM162 43H164V42H162ZM161 43V44H162ZM166 43H167V41H166ZM170 43V42H169ZM105 44V43H104ZM114 44V43H113ZM119 44V43H118ZM121 44V43H120ZM157 44V43H156ZM160 44V43H159ZM160 44V45H161ZM112 45V44H111ZM116 45V44H115ZM114 45V46H115ZM122 45V44H121ZM152 45V44H151ZM163 45V44H162ZM68 46H71V45H68ZM107 46V48H108V45H106ZM123 46V45H122ZM154 46H155V44H154ZM164 46V45H163ZM89 47H87V51H88V48ZM113 47V46H112ZM116 47H121V46H116ZM153 47V46H152ZM162 47V46H161ZM69 48V50H72V49H74V48H72V49H70V47H68ZM111 48V46L109 47V49ZM151 48V47H150ZM158 48V47H157ZM166 48H167V46H166ZM112 49V48H111ZM154 48H152V50H153ZM160 49V48H159ZM164 49V48H163ZM168 49V48H167ZM173 48H171V50H172ZM63 50V49H62ZM67 50V49H66ZM99 50V49H98ZM120 50V49H119ZM118 50V51H119ZM150 51H151V49H149ZM174 50V49H173ZM172 50V51H173ZM58 51H60V50H57V52H55V53H58ZM76 51V50H75ZM85 51V50H84ZM83 51V52H84ZM113 51V50H112ZM117 51V52H118ZM160 51V50H159ZM161 51H163V50H161ZM69 52H71V51H69ZM68 52V53H69ZM74 52V51H73ZM89 52V51H88ZM99 52V51H98ZM97 52V53H98ZM104 51H102V53H103ZM114 52V51H113ZM116 52V51H115ZM120 52V51H119ZM118 52V53H119ZM174 52V51H173ZM60 53V52H59ZM64 54H65V51L63 52ZM72 53V52H71ZM70 53V54H71ZM79 53V52H78ZM82 53V52H81ZM90 53H92V51H90ZM105 54H107L108 52H107V50H106V52H104ZM152 53H154V52H152ZM151 53V54H152ZM163 52H161V54H162ZM74 54H77V52L76 53H74ZM74 54H73V56H74ZM94 54V53H93ZM99 54H101V53H99ZM98 54V55H99ZM116 54V53H115ZM119 54H121V53H119ZM150 54V53H149ZM161 54H160V56H161ZM171 54V53H170ZM55 55V54H54ZM59 54H57V56H58ZM67 55V54H66ZM78 55V54H77ZM83 55H85V54H83ZM97 55V56H98ZM109 55V54H108ZM113 55V54H112ZM118 55V54H117ZM146 55V54H145ZM159 55V54H158ZM163 55V54H162ZM173 55V54H172ZM63 56V55H62ZM69 56V55H68ZM86 56V55H85ZM93 57V55H90V57ZM95 56V55H94ZM97 56H95V57H97ZM101 56H102V54H101ZM103 56H105L106 57V55H103ZM110 56V55H109ZM114 56H116V55H114ZM113 56V57H114ZM122 56V55H121ZM147 56H150V55H147ZM155 56V55H154ZM157 56V55H156ZM164 56V55H163ZM170 56V55H169ZM168 56V57H169ZM56 57V56H55ZM60 57V56H59ZM75 57V56H74ZM83 57V56H82ZM88 57V56H87ZM162 57V56H161ZM178 57V56H177ZM180 57V56H179ZM51 58V59H50ZM56 58H58V57H56ZM60 58H62V57H60ZM68 58V57H67ZM72 59H73V57H71ZM77 58H78V56H77ZM77 58H76V60H75V62H77L78 60H77ZM80 58H81V56H80ZM98 58V57H97ZM152 58V57H151ZM154 58V57H153ZM158 58V57H157ZM81 59H83V58H81ZM85 59V58H84ZM93 59H94V57H93ZM102 59V58H101ZM161 59V58H160ZM169 59V58H168ZM172 59V58H171ZM55 60V59H54ZM62 60V59H61ZM69 60V59H68ZM90 60H92L91 58H90ZM95 60V59H94ZM100 59L98 58V61H99ZM122 60H124L123 58H122ZM154 60V59H153ZM167 60V59H166ZM59 62H61L60 60H58ZM81 61V60H80ZM103 61H105V60H103ZM108 61V60H107ZM125 61V60H124ZM155 61V60H154ZM176 61V60H175ZM56 62V61H55ZM68 61H66V63H67ZM83 62V61H82ZM87 62H89V61H86V63ZM92 62L93 63H96V62H94L93 60H92ZM101 61H99L98 63H100ZM118 62H119V60H118ZM118 62H117V64H118ZM145 62V61H144ZM57 63V62H56ZM65 63V64H66ZM80 63V62H79ZM78 63V64H79ZM90 63V62H89ZM92 63V64H93ZM98 63H96V64H98ZM103 63V62H102ZM120 63V62H119ZM121 63H122V61H121ZM146 63H147V60H146ZM157 63H159V61L157 62ZM58 64V63H57ZM74 64H76V63H74ZM92 64H90V65H92ZM104 64V63H103ZM103 64H102V66H103ZM154 64V63H153ZM156 64V63H155ZM165 64H167V63H165ZM164 64V65H165ZM59 65V64H58ZM61 65V64H60ZM69 65V63L67 64V66ZM89 65V66H90ZM95 65V64H94ZM100 65V64H99ZM98 65V66H99ZM112 65V64H111ZM120 65V64H119ZM122 65V64H121ZM157 65V64H156ZM163 65V66H164ZM168 65V64H167ZM65 66V65H64ZM80 66V65H79ZM97 66V65H96ZM96 66H94V67H96ZM102 66H100L99 67V69L102 67ZM113 66V65H112ZM149 66V65H148ZM150 66H152V65H150ZM149 66V67H150ZM172 66V65H171ZM58 67V66H57ZM81 67V66H80ZM86 67H87V65H86ZM108 67V66H107ZM117 67H118V65H117ZM124 67V66H123ZM147 67V66H146ZM149 67H147L148 68V71H149V69L151 70V68H149ZM59 68V67H58ZM68 68H69V66H68ZM67 68V69H68ZM79 68V67H78ZM89 69H90V67H88ZM92 68V67H91ZM97 68V67H96ZM111 68V67H110ZM139 68V67H138ZM143 68H145V67H143ZM161 68H162V66H161ZM165 68V67H164ZM174 68V67H173ZM226 68V67H225ZM230 68V67H229ZM57 69V68H56ZM65 69H66V67H65ZM93 69V68H92ZM95 69V68H94ZM93 69V70H94ZM104 69V68H103ZM115 69H117L116 68V66H115ZM121 69L122 70H120V72L121 71H123V68L121 67ZM155 69V68H154ZM222 69H224V68H222ZM230 69H232L233 70V68H230ZM60 70H61V67H60ZM63 70V69H62ZM81 70V69H80ZM84 70V69H83ZM92 70V71H93ZM124 70H125V68H124ZM142 71H143V69H141ZM146 70V69H145ZM164 70V69H163ZM174 70V69H173ZM229 70V69H228ZM228 70H225V71H227L228 73H229V71ZM65 71V70H64ZM68 71H71L72 72V70H68ZM74 71H75V69H74ZM73 71V72H74ZM101 71V70H100ZM113 71V70H112ZM116 71V70H115ZM139 71H140V69H139ZM154 71V70H153ZM157 71H159V69L157 70ZM162 71V70H161ZM165 71V70H164ZM243 72H244V70H242ZM67 72V71H66ZM66 72H65V74H66ZM141 72V71H140ZM145 72V71H144ZM147 72V71H146ZM170 72V71H169ZM222 72H223V70H222ZM231 72H233V71H231ZM78 73V72H77ZM81 73V72H80ZM79 73V74H80ZM90 73V72H89ZM113 73V72H112ZM116 73V72H115ZM119 72H118V69H117V73L116 74H118ZM128 73V72H127ZM152 72H150L149 74H151ZM166 73V72H165ZM173 73V72H172ZM220 73L221 72H219V75H220ZM235 73V72H234ZM64 74V75H65ZM68 74V73H67ZM84 74V73H83ZM87 74V73H86ZM104 74H105V72H104ZM120 74V73H119ZM124 74V73H123ZM147 74H148V72H147ZM146 74V75H147ZM148 74V75H149ZM163 74H164V72H163ZM225 74H227V73H225ZM236 74V73H235ZM61 76V79L59 80V78H60V76ZM63 75V76H64ZM71 75V74H70ZM81 75V74H80ZM115 75V74H114ZM121 75V74H120ZM147 75V76H148ZM155 75V74H154ZM171 75V74H170ZM204 75V74H203ZM234 75V74H233ZM237 75V74H236ZM241 75V74H240ZM59 76V77H58ZM69 76V75H68ZM85 75H83V77H84ZM116 76V75H115ZM128 76H130V75H128ZM159 76V75H158ZM217 76V75H216ZM222 76V75H221ZM229 76V75H228ZM226 77V79H228L229 77ZM231 76V75H230ZM80 77V76H79ZM82 77V78H83ZM100 78H101V76H99ZM103 77V76H102ZM108 77V76H107ZM107 77H106V75H105V77L103 78L104 80H105V78H106V80H107ZM112 77H114V76H112ZM116 77H118V76H116ZM119 77H121V76H119ZM118 77V78H119ZM122 77H123V75H122ZM125 77H126V75H125ZM144 77H146V76H144ZM149 77V76H148ZM173 77V76H172ZM205 77H207L206 75H205ZM218 77H220V76H218ZM225 77V76H224ZM234 77H235V75H234ZM237 77V76H236ZM68 78V77H67ZM69 78H71V77H69ZM74 78V77H73ZM81 78V77H80ZM115 78V77H114ZM118 78H115L114 80L117 82V80L116 79H118ZM130 78V77H129ZM133 78V77H132ZM153 78V77H152ZM162 78H164V80H165V77H162ZM170 78V77H169ZM202 78V77H201ZM208 78V77H207ZM206 78V80H208ZM213 78V77H212ZM216 78V77H215ZM233 78V77H232ZM238 78V77H237ZM86 79L87 78H85V81H86ZM95 79V78H94ZM94 79H92V80H94ZM102 79V78H101ZM110 79V78H109ZM108 79V80H109ZM135 79V78H134ZM155 79V78H154ZM202 79H204V78H202ZM201 79V81H203ZM217 79V78H216ZM236 79V78H235ZM243 79V78H242ZM69 80V79H68ZM79 80V79H78ZM107 80V81H108ZM111 80H112V82H113V79L111 78ZM110 80V81H111ZM122 80V79H121ZM145 80V79H144ZM158 80V79H157ZM163 80V81H164ZM170 80L172 81V79L170 78ZM177 80V79H176ZM195 80V79H194ZM205 80V81H206ZM213 80H214V78H213ZM230 80V79H229ZM239 80V79H238ZM72 81V80H71ZM75 81V80H74ZM82 81H84L83 79H81V82ZM88 81V80H87ZM96 81V80H95ZM101 81V80H100ZM99 81V82H100ZM119 81V80H118ZM123 81H124V79H123ZM128 81V80H127ZM135 81V80H134ZM168 81V80H167ZM170 81V82H171ZM197 81V80H196ZM195 81V82H196ZM199 81H200V79H199ZM205 81H203V82H205ZM209 81H212V79L211 80H209ZM222 81V80H221ZM80 82V81H79ZM121 82V81H120ZM155 82V81H154ZM166 82V81H165ZM178 83L179 81H175V83ZM194 82V81H193ZM198 82V81H197ZM213 82V81H212ZM215 82V81H214ZM214 82H213V84H214ZM220 82V81H219ZM225 82V81H224ZM227 82V81H226ZM235 82V81H234ZM72 83V82H71ZM75 83V82H74ZM78 83V82H77ZM83 83V82H82ZM85 83V82H84ZM86 83H88V82H86ZM91 83V82H90ZM90 83H89V86H90ZM106 83V82H105ZM104 83V84H105ZM107 83H109V85H110V83L111 82H107ZM106 83V84H107ZM119 83V82H118ZM123 83V82H122ZM126 83V82H125ZM137 83V82H136ZM139 83V82H138ZM138 83H137V85H138ZM151 83V82H150ZM161 83H162V81H161ZM173 83H174V81H173ZM217 83H218V81H217ZM216 83V84H217ZM232 83H233V81H232ZM239 83V82H238ZM242 83H243V81H242ZM64 84V83H63ZM94 84V83H93ZM98 84V83H97ZM100 84V83H99ZM99 84L97 85V86H99ZM101 84H103V83H101ZM100 84V85H101ZM146 84H149V83H147V81H146ZM154 84V83H153ZM159 85H161L160 83H158ZM169 84V83H168ZM203 84H209V83H203ZM221 84V83H220ZM68 85V84H67ZM74 85V84H73ZM81 85V84H80ZM80 85H78V86H80ZM83 85V84H82ZM91 85H92V83H91ZM108 85V86H109ZM125 85V84H124ZM152 85V84H151ZM177 85V84H176ZM178 85H180V84H178ZM190 85H191V83H190ZM190 85H188V86H190ZM197 85H201V84H197ZM197 85H195V86H197ZM211 85V84H210ZM226 85V84H225ZM228 85H229V82H228ZM238 85V84H237ZM72 86V85H71ZM86 86V85H85ZM94 86V85H93ZM96 86V87H97ZM105 86V85H104ZM114 87H115V85H113ZM121 86V85H120ZM123 86V85H122ZM126 86V85H125ZM155 86V85H154ZM162 86H164V85H162ZM165 86H167V84L165 85ZM213 86V85H212ZM214 86H215V84H214ZM239 86V85H238ZM241 86V85H240ZM60 88H61V86H59ZM68 87V86H67ZM83 87V86H82ZM99 87H101L102 88V86H99ZM99 87H97V90L98 89H101V88H99ZM140 87H141V85H140ZM139 87V88H140ZM143 87V86H142ZM145 87V86H144ZM156 87V86H155ZM159 87V86H158ZM157 87V88H158ZM170 87H172V86H170ZM175 87V86H174ZM193 87V86H192ZM200 86H198V88H199ZM206 87V86H205ZM208 87H210V86H208ZM207 87V88H208ZM217 87V89H218V87H219V89H220V86H216ZM222 87H223V85H222ZM230 87V86H229ZM237 87V86H236ZM83 88H85V87H83ZM106 88V87H105ZM105 88H103V89H105ZM111 88V87H110ZM120 87H118V89H119ZM123 89L125 88V87H122ZM121 88V89H122ZM150 88H152V87H150ZM154 88V87H153ZM152 88V89H153ZM169 88V87H168ZM179 88H181V87H179ZM197 87H196V89L197 90H199ZM233 88V87H232ZM239 88V87H238ZM63 89V88H62ZM62 89L60 90L59 89V92L61 91V93H62ZM70 89V88H69ZM78 90H79V88H77ZM87 89V88H86ZM85 89V90H86ZM109 89V88H108ZM114 90H115V88H113ZM144 89H147V87H145ZM159 89H161V88H159ZM193 89V88H192ZM192 89H190V91L192 90ZM195 89V88H194ZM195 89V90H196ZM201 89H203L202 88V86H201ZM210 89H212V88H210ZM228 89H231V88H228ZM234 89V88H233ZM63 90H65V89H63ZM84 89H82L81 91H83ZM84 90V91H85ZM88 90V89H87ZM86 90V91H87ZM117 90V89H116ZM140 90V89H139ZM142 90H143V88H142ZM162 90V89H161ZM173 90V89H172ZM178 90V89H177ZM181 91H182V93L184 94V93H186L185 91H187V88L184 90V92H183V89H180ZM225 90H227V89H225L224 88V91ZM74 91V90H73ZM72 91V92H73ZM85 91V92H86ZM92 91V90H91ZM128 91V90H127ZM137 91V90H136ZM145 91V90H144ZM150 90H148L145 94L147 95V94H150V93H148ZM153 91V90H152ZM154 91H156V90H154ZM179 91V90H178ZM177 91V92H178ZM207 91H208V89H207ZM221 91H223V90H221ZM223 91V92H224ZM238 91V90H237ZM241 91V90H240ZM65 92H66V90H65ZM85 92H84V94H85ZM95 92H98V91H93V93H95ZM101 92V91H100ZM104 91H102V93H103ZM111 92V91H110ZM121 92V91H120ZM135 92V91H134ZM143 92V91H142ZM151 92V91H150ZM158 92V91H157ZM156 92V93H157ZM160 92V91H159ZM159 92L157 93L158 95H159V100H161L160 99V97H161V95H162V93H161V95L159 94ZM168 92V91H167ZM166 92V93H167ZM173 92H175V91H173ZM188 92V91H187ZM193 92V91H192ZM191 92V93H192ZM203 92H204V94H205V92H206V90H204L203 89ZM203 92H202V94H203ZM208 92H210V90L208 91ZM67 93V92H66ZM77 93H79L78 91L76 92V94ZM93 93H92V96H94L93 98H95V95L96 94H94L93 95ZM107 93H108V91H107ZM123 93V92H122ZM165 93V92H164ZM171 93V92H170ZM176 93V92H175ZM194 93H201V90H199L198 92H195L194 91ZM216 93V92H215ZM215 93H213V95L215 94ZM218 93H219V91H218ZM233 93V92H232ZM68 94V93H67ZM81 94H82V92H81ZM83 94V95H84ZM89 94H91V93H88L87 92V95H88V97L89 98H87V97H84V98H87V99H92L90 96H89ZM98 94V93H97ZM101 94V93H100ZM103 94H105V93H103ZM110 94V93H109ZM113 94V93H112ZM117 94V93H116ZM121 94V93H120ZM138 94V93H137ZM153 94H155V92L153 93ZM157 94H155V95H157ZM179 94H180V92H179ZM189 94V93H188ZM197 94H195V95H197ZM201 94V95H202ZM203 94V95H204ZM207 94V93H206ZM230 94V93H229ZM242 94V93H241ZM65 95V94H64ZM79 94H77L76 96L74 95V97H75V99H79V97H77ZM82 95V96H83ZM111 95V94H110ZM109 95V96H110ZM118 95V94H117ZM123 95H125V94H123ZM122 95V96H123ZM144 95V94H143ZM146 95H144V96H146ZM158 95L156 96V98L158 97ZM164 95V94H163ZM166 95V94H165ZM173 95V94H172ZM181 95V97H183L182 96V94H180ZM191 95V94H190ZM192 95H194V94H192ZM194 95V96H195ZM198 95H200V94H198ZM201 95H200V97H201ZM209 95L210 94H207V96L209 97ZM224 95V94H223ZM226 95V94H225ZM236 95V94H235ZM243 95H244V93H243ZM62 96V95H61ZM81 96V95H80ZM86 96V95H85ZM134 96V95H133ZM141 96H142V94H141ZM152 96V95H151ZM170 97H168V96H166L167 98H165L164 100H161V101H165L166 102V99H167V102H168V98H172L173 96H171V95H169ZM177 97H178V99H180L181 101L180 102H182L183 103V101H185L186 99H184L183 100V98H181V97H179V95H176ZM217 96V95H216ZM228 96H232V95H228ZM234 96V95H233ZM72 97H73V94H72ZM72 97H70V98H72ZM77 97V98H76ZM97 97V96H96ZM108 97V96H107ZM110 97H114V96H110ZM119 98H120V96H118ZM124 97H127V96H124ZM128 97H130V99H131V97L132 96H128ZM127 97V98H128ZM148 97H150V96H148ZM155 96H153L152 98H154ZM197 97V98H196ZM202 97H204V96H202ZM238 97H240V96H238ZM48 98V97H47ZM62 98V97H61ZM83 99V97H80V99ZM121 98H123V97H121ZM138 98H140L139 96H138ZM137 98V99H138ZM151 98V97H150ZM151 98V99H152ZM156 98H154V100L156 99ZM164 97H162V99H163ZM184 98H185V96H184ZM186 98L188 99L189 98V95H187V93H186ZM192 98H194V97H191V106H192V103L195 101V100H193ZM198 96H195V99H197L198 100ZM204 98H207V97H204ZM204 98L202 99V100H204ZM209 98H211V95H210V97ZM214 98V97H213ZM216 98H218V96L216 97ZM227 98V97H226ZM74 99V98H73ZM82 99H81V101L80 102H82ZM130 99H128V100H130ZM135 99V98H134ZM175 99H177V98H175ZM177 99V100H178ZM200 99L201 98H199V101H200ZM223 99H224V97H223ZM48 100H49V98H48ZM61 100V99H60ZM66 100H68L67 98H66ZM93 100H96V99H93ZM101 100H103V99H101ZM100 100V101H101ZM106 100H107V98H106ZM109 100V99H108ZM141 100V99H140ZM158 100V99H157ZM172 100V99H171ZM189 100V99H188ZM196 100V101H197ZM209 100H212L213 101V99H209ZM208 100V101H209ZM214 100H216L215 98H214ZM222 100V99H221ZM47 101V100H46ZM64 101V100H63ZM62 101V102H63ZM71 101V100H70ZM88 101V100H87ZM91 101V100H90ZM112 101V100H111ZM122 101V100H121ZM148 101H149V99H148ZM161 101H159L160 103H161ZM170 101V100H169ZM176 101V100H175ZM174 101V102H175ZM190 101V100H189ZM189 101H185V103L188 105V106H186L187 108L188 107H190V105H189V103H187V102H189ZM199 101H197V105L199 104L198 102ZM204 101H206V100H204ZM204 101H200V102H203L204 103ZM218 101V100H217ZM220 101V100H219ZM223 101V100H222ZM225 102H226V100H224ZM251 101V100H250ZM68 102V101H67ZM80 102H78V104L80 103ZM84 102H86L85 101V99H84ZM92 102H94V101H92ZM98 102V101H97ZM117 102V101H116ZM123 102V101H122ZM137 102H139V101H137ZM137 102H136V104H137ZM158 101H157V103H159ZM166 102V103H167ZM172 102V101H171ZM228 102V101H227ZM240 102V101H239ZM257 102V101H256ZM259 102V101H258ZM73 103L75 104V103H77V101L75 102V101H73ZM72 103V104H73ZM89 103L90 102H86V105H85V107H88L89 106ZM126 103V105H127V100H126V102L124 101V104ZM132 103V101L130 100V103H128V106L127 107H131V105H134V104H131ZM134 103H135V101H134ZM146 103V102H145ZM148 103V102H147ZM150 103V102H149ZM151 103H152V100H151ZM154 103H156V101L154 102ZM153 103V104H154ZM179 102H177L176 101V103L175 104H178ZM202 103V104H203ZM210 103V102H209ZM214 103V102H213ZM213 103H212V105L211 106H214L213 105ZM235 103H237V102H235ZM254 103V102H253ZM64 104V103H63ZM68 104V103H67ZM71 103H70V105H72ZM73 104V105H74ZM77 104V105H78ZM81 104H84V103H81ZM90 104H94V103H90ZM101 104H102V102H101ZM104 104V103H103ZM110 104V103H109ZM114 104V103H113ZM119 104V103H118ZM120 104H122V103H120ZM131 104V105H130ZM135 104V105H136ZM152 104V105H153ZM168 104V103H167ZM181 104V103H180ZM179 104V105H180ZM184 104V103H183ZM185 104V105H186ZM194 104V106H193V108L194 107H196L195 106V102L193 103ZM201 104V103H200ZM199 104V105H200ZM206 104V103H205ZM216 104V103H215ZM247 104V103H246ZM61 105H62V103H61ZM65 105V104H64ZM72 105V107L73 108H75L74 106ZM76 105V104H75ZM88 105V106H87ZM95 105V104H94ZM97 105V104H96ZM114 105H116V104H114ZM149 105H151V104H149ZM148 105V106H149ZM155 105V104H154ZM159 106H158V110H160V106H162V105H164V102L162 103V105H160V104H158ZM177 106V108L178 107H182V106ZM182 105V104H181ZM222 104H221V102H219V106H221ZM232 105V104H231ZM79 106H82V105H80L79 104ZM79 106H76L77 108V110H75L74 109V112L76 111H79V113L80 112H82V113H84V110H88V112H91V111H89L90 110V108L88 109V108H85L84 110L82 109V108H84L83 106L80 108ZM91 106H93V105H91ZM98 106V105H97ZM104 105H102V107H103ZM123 106V105H122ZM138 106V108L140 107V105H137ZM175 106V105H174ZM175 106V107H176ZM202 107L204 106V105H201ZM249 105H247V107H248ZM257 106V105H256ZM262 106V105H261ZM46 107V106H45ZM99 107V106H98ZM98 107H97V110H98ZM109 107V109H110V107L111 106H108ZM124 107V106H123ZM126 107V108H127ZM147 107V106H146ZM163 107V106H162ZM164 107H166V105L164 106ZM163 107V108H164ZM175 107H173V105L170 107V105H169V108H175ZM184 107L185 106H183L182 107V109H184ZM185 107V108H186ZM205 107V114H206V112H208V111H210V110H208V111H206V106H204ZM204 107L202 108L203 110H204ZM207 107H209V106H207ZM264 107V106H263ZM59 108V107H58ZM70 107H68V109H69ZM80 108V109H79ZM94 108V107H93ZM96 108V107H95ZM94 108V109H95ZM107 108V107H106ZM105 107L104 108H102L103 109V113H104V109H106ZM113 108V107H112ZM116 108V107H115ZM131 108H133V107H131ZM137 108V107H136ZM149 109H150V107H148ZM152 108L154 109V106H152ZM151 108V109H152ZM156 109H157V107H155ZM169 108H166V109H169ZM186 108V109H187ZM192 108V107H191ZM200 108V107H199ZM224 108V107H223ZM230 108H232V107H230ZM234 108V107H233ZM256 108V107H255ZM254 108V109H255ZM257 108H258V106H257ZM46 109V108H45ZM51 109V108H50ZM60 109H62V108H60ZM70 109H72V108H70ZM83 110V111H80V110ZM92 109V108H91ZM139 109H142V111H143V109H145V105H144V108H139ZM165 109V108H164ZM179 109V108H178ZM186 109H185V113L188 111V112H190L191 113V110L189 111L188 109H187V111H186ZM211 109H213L212 111H215L214 109L215 108H211ZM220 109H222V106L219 108V110ZM246 109V108H245ZM250 109H252L251 107H250ZM47 110H49V109H47ZM111 110V109H110ZM113 110V109H112ZM117 110V109H116ZM120 110L122 111L123 109H121L120 108ZM130 110H132V109H130ZM137 110V109H136ZM175 110V109H174ZM196 110L197 111H199V110H201V109H198L197 107H196ZM219 110H218V112H219ZM224 110H225V108H224ZM223 110V111H224ZM249 110V109H248ZM66 111V110H65ZM99 111V110H98ZM100 111H102L101 110V108H100ZM99 111V112H100ZM127 111V110H126ZM129 111V110H128ZM140 111V110H139ZM156 111V110H155ZM161 111H162V109H161ZM165 112H166V110H164ZM169 111V112H168ZM167 112H168V114L170 113V111H171V109L170 110H168ZM177 111V110H176ZM175 111V112H176ZM184 111V110H183ZM183 111H182V113H183ZM192 111H194L193 113H195V110H192ZM217 111V110H216ZM234 111V110H233ZM236 111V110H235ZM235 111H234V113H235ZM56 112V111H55ZM54 112V113H55ZM63 112V111H62ZM61 112V113H62ZM70 112V111H69ZM72 112V111H71ZM71 112H70V114L69 115H73V114H71ZM87 111H86V113H88ZM98 112V113H99ZM106 112V111H105ZM117 112V111H116ZM133 112H135L134 110H133ZM137 112V111H136ZM144 112V111H143ZM142 112V113H143ZM145 112H147V110L145 111ZM150 111H148V113H149ZM163 112V111H162ZM161 112V113H162ZM166 112V113H167ZM175 112H173V113H175ZM188 112H187V114H188ZM200 112V111H199ZM211 112V111H210ZM210 112L209 113H207V114H210ZM226 112V111H225ZM229 112V111H228ZM239 112V111H238ZM250 112V111H249ZM46 113V112H45ZM47 113H48V111H47ZM50 113H52V112H50ZM57 113V112H56ZM59 113V112H58ZM57 113V114H58ZM78 113V114H79ZM96 113V112H95ZM94 113V114H95ZM113 113V112H112ZM132 113V112H131ZM140 113V112H139ZM148 113H146V114H148ZM157 113L158 114H160L158 111H157ZM157 113H156V116H158L157 115ZM164 113V112H163ZM162 113V114H163ZM193 113H191V114H193ZM201 114H203L202 112H200ZM200 113H198V114H200ZM215 113H217V112H215ZM220 113V112H219ZM227 113V112H226ZM232 113V112H231ZM60 114V113H59ZM66 114H68V113H66ZM78 114H74V115H78ZM92 115H93V112L91 113ZM90 114V115H91ZM99 114H102L101 112L99 113ZM122 114V113H121ZM128 114V113H127ZM133 114V113H132ZM136 114H138V112L136 113ZM155 114V113H154ZM153 114V115H154ZM167 114V115H168ZM218 114V113H217ZM229 114V113H228ZM228 114H225V115H228ZM242 114H243V112H242ZM263 114V113H262ZM48 115H49V113H48ZM51 115V114H50ZM49 115V116H50ZM53 115V114H52ZM52 115H51V117H52ZM63 115V114H62ZM84 115V114H83ZM82 115V116H83ZM88 115V114H87ZM119 115V114H118ZM122 115H124V114H122ZM141 115V114H140ZM152 115V114H151ZM166 115V116H167ZM171 115V114H170ZM219 115V114H218ZM223 115H224V112H223ZM222 115V116H223ZM250 115V114H249ZM259 115V114H258ZM61 116V115H60ZM64 116H66V115H64ZM81 116V115H80ZM85 116V115H84ZM107 116V115H106ZM105 116V117H106ZM113 116V115H112ZM111 116V117H112ZM116 116V115H115ZM133 116H134V114H133ZM137 116V115H136ZM150 116V115H149ZM185 115H184V113H183V117H184ZM187 117H189V114L188 115H186ZM194 117L196 116V114L195 115H193ZM193 116H191V117H193ZM198 117L197 118H199V115H197ZM202 116V115H201ZM213 116V115H212ZM216 116V115H215ZM215 116H213V117H215ZM221 115L219 116V117H222ZM235 116V115H234ZM261 116V115H260ZM62 117V116H61ZM67 118L69 117V116H66ZM66 117H65V119H66ZM102 117H103V120L105 119L104 118V116L102 115ZM110 117V118H111ZM120 117V116H119ZM119 117H117V118H119ZM126 117V116H125ZM145 117H146V115H145ZM147 117H148V115H147ZM152 117V116H151ZM155 117V116H154ZM161 117V116H160ZM159 117V118H160ZM163 117H164V115H163ZM162 117V118H163ZM168 117V116H167ZM173 117H174V114H173ZM180 117H182V115L180 114ZM193 117V118H194ZM202 117H204V115L202 116ZM202 117H201V119H202ZM206 117V116H205ZM204 117V118H205ZM229 117V116H228ZM56 118V117H55ZM58 118H60V117H58ZM72 118V117H71ZM76 118V117H75ZM78 118H79V116H78ZM89 118H90V116H89ZM101 118V117H100ZM110 118H108V119H110ZM112 118H114L115 119V117H112ZM111 118V119H112ZM116 118V119H117ZM123 118H124V116H123ZM128 118V117H127ZM132 118V117H131ZM158 118V117H157ZM172 118V117H171ZM186 118V117H185ZM193 118H190L191 119V121H193L192 119ZM196 118V117H195ZM196 118V119H197ZM226 118H227V116H226ZM45 119H46V117H45ZM48 119V118H47ZM52 120H54L53 118H51ZM51 119H49V120H51ZM68 119H70V117L68 118ZM81 119V118H80ZM79 119V120H80ZM141 119V118H140ZM145 119V118H144ZM150 119H152V118H150ZM149 119V120H150ZM166 118L164 117L162 120H165ZM170 119V118H169ZM174 119V118H173ZM177 119V118H176ZM180 119H182V118H180ZM190 119H188V120H185V119H182V120H185V121H189ZM200 119V118H199ZM200 119V120H201ZM208 119V118H207ZM213 119V118H212ZM223 119H225V117L223 118ZM249 119V118H248ZM254 119V118H253ZM258 119H260V118H258ZM263 119V118H262ZM56 120V119H55ZM60 120H61V118H60ZM85 120V119H84ZM90 120V119H89ZM105 120H107V119H105ZM104 120V121H105ZM127 120V119H126ZM134 120V119H133ZM142 120V119H141ZM147 120V119H146ZM172 120V119H171ZM182 120L180 121V123H183L182 122ZM199 120V121H200ZM225 120H227V119H225ZM229 120V119H228ZM235 120V119H234ZM264 120V119H263ZM59 121V120H58ZM57 121V122H58ZM64 121H66V120H64ZM91 121V120H90ZM94 121V120H93ZM99 121V120H98ZM102 121V120H101ZM108 121H112V120H108ZM118 121V120H117ZM122 121V120H121ZM123 121H125V120H123ZM139 121V120H138ZM159 121V120H158ZM166 121V120H165ZM203 121H205L204 119H203ZM209 122H212L211 120H208ZM51 122H53V121H51ZM51 122H49V123H51ZM78 122V121H77ZM84 122V121H83ZM115 122V121H114ZM130 122V121H129ZM132 122V121H131ZM163 122V121H162ZM161 122V120H160V123H162ZM172 121H170V123H171ZM176 122V121H175ZM201 122V121H200ZM215 122V121H214ZM222 122V121H221ZM229 122V121H228ZM256 122V121H255ZM258 122H260V121H258ZM258 122H257V127H258ZM72 123V122H71ZM85 123V122H84ZM84 123H82V124H84ZM87 123V122H86ZM99 123H101L100 121H99ZM107 123V122H106ZM118 123V122H117ZM144 123V122H143ZM164 123V122H163ZM168 123V121L166 122V123H164V124H162V126L163 125H165V124H167ZM173 123V126L175 125V124H178V123H175L174 124V122H172ZM186 123V122H185ZM199 123V122H198ZM218 123V122H217ZM234 123H236V122H234ZM240 123V122H239ZM249 123V122H248ZM79 124V123H78ZM91 124V123H90ZM89 124V125H90ZM98 124V123H97ZM103 124V123H102ZM102 124H100V126L102 125ZM116 124V123H115ZM115 124H113V125H115ZM120 124V123H119ZM118 124V125H119ZM128 124V123H127ZM133 124V123H132ZM191 124V123H190ZM221 124V123H220ZM230 124H232V123H230ZM242 124V123H241ZM250 124V123H249ZM254 124V123H253ZM50 125H52V124H50ZM53 125H55V124H53ZM88 125V126H89ZM105 125V124H104ZM122 125H124V124H122ZM129 125V124H128ZM150 125V124H149ZM189 125V124H188ZM187 125V126H188ZM254 125H256V124H254ZM261 125V124H260ZM264 125V124H263ZM46 126H48V125H46ZM62 126H64L63 125V123H62ZM86 126V125H85ZM93 126H95V124L93 123ZM106 126V125H105ZM110 126V125H109ZM136 126H139V125H136ZM168 126H169V123H168ZM177 126V125H176ZM181 126H183V125H181ZM186 126V127H187ZM192 126H194V124L192 125ZM196 126V125H195ZM225 126L226 127H228L226 124H225ZM231 126V128L232 127H236V125H230ZM238 126V125H237ZM240 126V125H239ZM253 126V125H252ZM54 127H56V126H54ZM77 127V126H76ZM92 126H90V128H91ZM97 127H99V125H97ZM111 127H112V125H111ZM114 127H116V125L114 126ZM119 126H117L116 128H118ZM121 127V126H120ZM119 127V128H120ZM127 127V126H126ZM133 127H134V125H133ZM146 127V126H145ZM167 127V126H166ZM175 127V126H174ZM203 127V126H202ZM220 127V126H219ZM224 127V126H223ZM56 128H58V126L56 127ZM74 128V127H73ZM80 128V127H79ZM82 128V127H81ZM86 128V127H85ZM84 128V129H85ZM103 128H105V127H103ZM103 128L101 127V131L103 130ZM109 128V127H108ZM122 128V127H121ZM143 128V127H142ZM154 128V127H153ZM157 128V127H156ZM165 128V127H164ZM163 128V129H164ZM170 128H173L172 127V125H170V127H169V130H171ZM184 128V127H183ZM182 128V129H183ZM189 129H190V127H188ZM196 128H197V126H196ZM237 129H238V127H236ZM249 128V127H248ZM60 129V128H59ZM91 129H93V128H91ZM91 129H90V131L87 133V134H89L90 132H91ZM95 129H97L96 128V126H95ZM98 129H100V128H98ZM97 129V130H98ZM105 129H107V128H105ZM104 129V130H105ZM115 129V128H114ZM113 129V130H114ZM123 129V128H122ZM129 129V128H128ZM139 129V128H138ZM150 129V128H149ZM181 129V128H180ZM192 129H195V127L194 128H192ZM192 129H191V131H192ZM207 129V128H206ZM220 129V128H219ZM235 129V128H234ZM240 129V128H239ZM244 129V128H243ZM252 130H253V128H251ZM262 129V128H261ZM68 130H69V128H68ZM76 130H78V129H76ZM88 130H89V128H88ZM87 130V131H88ZM111 130V129H110ZM118 130H121V129H118ZM131 130H132V127H131ZM134 130H135V128H134ZM133 130V131H134ZM146 130V129H145ZM145 130H143V132L145 131ZM151 130V129H150ZM165 130H167L168 131V129L166 128ZM175 130V129H174ZM173 130V132H175ZM184 130V129H183ZM185 130H187L186 128H185ZM199 129L197 128V131H198ZM204 130V129H203ZM214 130H216L215 128H214ZM233 130V129H232ZM241 130V129H240ZM249 130V129H248ZM57 131V130H56ZM75 131V130H74ZM79 131H81V130H79ZM94 131V130H93ZM96 131V130H95ZM107 131H109V129L107 130ZM106 130H105V132L106 133H108ZM114 131H117V129L116 130H114ZM122 131V130H121ZM121 131H119V133L118 134H120L121 133ZM139 130H137V131H135V132H138ZM155 131V130H154ZM163 131V130H162ZM205 131V130H204ZM220 131V130H219ZM246 131V130H245ZM244 131V132H245ZM250 131V130H249ZM48 132V131H47ZM62 132V131H61ZM66 132V131H65ZM73 132V131H72ZM78 132V131H77ZM82 132H83V130H82ZM104 132V131H103ZM103 132H100V135H101V133H103ZM104 132V134L106 135V133ZM127 132V131H126ZM125 132V133H126ZM130 132V131H129ZM156 132V131H155ZM183 132V131H182ZM188 132V131H187ZM200 132V131H199ZM214 132V131H213ZM240 132V131H239ZM243 132V133H244ZM251 132V131H250ZM255 132V131H254ZM76 133V132H75ZM109 133H110V131H109ZM113 133V132H112ZM131 133V132H130ZM134 133V132H133ZM149 133H151V132H146V134L148 135ZM157 133H159L158 131H157ZM171 133V132H170ZM176 133V132H175ZM209 133V132H208ZM210 133H211V131H210ZM72 134V133H71ZM77 134V133H76ZM79 134H80V132H79ZM97 134H98V131H97ZM122 134V133H121ZM141 134H142V132H141ZM144 135H145V133H143ZM167 134V133H166ZM188 134V133H187ZM204 134V133H203ZM221 134V133H220ZM231 134V133H230ZM245 134H246V132H245ZM257 134V133H256ZM260 134V133H259ZM62 135V134H61ZM81 135V134H80ZM83 136L85 135V132L82 134ZM95 135V134H94ZM123 135H124V133H123ZM129 135V134H128ZM127 134H126V136H128ZM139 134H137V135H134L133 134V136H138ZM144 135H142L143 137H141V138H144ZM145 136V137H149V135L150 136H153L154 134H149L148 136ZM178 135V134H177ZM176 135V136H177ZM198 135V134H197ZM232 135V134H231ZM243 135V134H242ZM75 136V135H74ZM74 136H71V137H74ZM77 136H79L78 134H77ZM83 136L81 137L82 138V141H84L85 142V137L83 138ZM97 136V135H96ZM99 136V135H98ZM102 136V135H101ZM108 136V135H107ZM112 136V135H111ZM111 136H109V137H111ZM141 135H139V137H140ZM165 136V135H164ZM163 136V137H164ZM168 136V135H167ZM188 136V135H187ZM198 136H200V135H198ZM201 136H203V135H201ZM212 136V135H211ZM211 136H208V137H211ZM216 136V135H215ZM214 136V137H215ZM239 136H241L240 134H239ZM255 136V135H254ZM70 137V136H69ZM94 137V136H93ZM103 137H105L104 135H103ZM112 137H114V134H113V136ZM118 136H117V134H116V138H117ZM120 137H122L121 135L119 136V138ZM138 137V138H139ZM172 137V136H171ZM171 137H169V139L171 138ZM192 137V136H191ZM205 137H206V135H205ZM263 137V136H262ZM43 138V137H42ZM75 138V137H74ZM77 138V137H76ZM79 139H81L80 137H78ZM86 138H87V136H86ZM107 138V137H106ZM115 137L113 138V141H114V139H116ZM119 138H117V139H119ZM124 138H125V135H124ZM152 138V137H151ZM155 138V141L158 139V138H156V137H154ZM166 138V137H165ZM202 138V137H201ZM224 138V137H223ZM222 138V139H223ZM233 138V137H232ZM232 138H231V140H232ZM239 138V137H238ZM237 138V139H238ZM253 138V137H252ZM65 139V138H64ZM89 139H90V136H89ZM89 139H88V141H87V143L89 142ZM96 139H99V137L98 138H96ZM105 140V139H103V138H100L99 140ZM121 139V138H120ZM146 139H148V138H146ZM161 139V138H160ZM173 139V138H172ZM193 139V138H192ZM229 139V138H228ZM227 139V140H228ZM242 139V138H241ZM264 139V138H263ZM54 140V139H53ZM67 140V139H66ZM94 139H92V141H93ZM107 140V139H106ZM136 140V139H135ZM138 140V139H137ZM136 140V141H137ZM142 140V139H141ZM145 140V139H144ZM149 140V139H148ZM171 140V139H170ZM199 140V139H198ZM198 140H196V141H198ZM234 140V139H233ZM47 141V140H46ZM72 143H73V141L72 140H70ZM76 141V140H75ZM91 141V139H90V142H92ZM109 141V140H108ZM111 141V140H110ZM109 141V142H110ZM112 141V142H113ZM122 141V140H121ZM126 141H128V140H126ZM152 141H154V140H152ZM154 141V142H155ZM161 141V140H160ZM164 141V140H163ZM185 141V140H184ZM188 141V140H187ZM193 141V140H192ZM208 141V140H207ZM214 141V140H213ZM244 141V140H243ZM45 142V141H44ZM47 142H51V144L53 143L52 142V140H49V141H47ZM58 142V141H57ZM62 142H64V141H62ZM66 142V141H65ZM65 142H64V144H65ZM68 142L69 141H67V143H66V145L68 144ZM80 142H81V140H80ZM84 142H83V145H84ZM89 142V143H90ZM94 142V141H93ZM93 142H92V144H93ZM95 142H96V140H95ZM94 142V143H95ZM116 142V141H115ZM114 142V143H115ZM124 142H125V140H124ZM135 142V141H134ZM137 142H139V141H137ZM149 142V141H148ZM147 142V143H148ZM173 142V141H172ZM212 142V141H211ZM232 142V141H231ZM233 142H235V141H233ZM232 142V143H233ZM256 142V141H255ZM262 142H264V141H262ZM70 143V142H69ZM79 142H77V144H78ZM87 143L85 144V146L87 145ZM99 143V142H98ZM119 143V142H118ZM117 143V144H118ZM122 143H123V141H122ZM121 143V144H122ZM153 142H151V144H152ZM169 143H170V141H169ZM179 143V142H178ZM185 143V142H184ZM257 143V142H256ZM46 144V143H45ZM63 144V143H62ZM80 144V143H79ZM81 144H82V142H81ZM104 144V143H103ZM103 144H101V145H103ZM107 144H108V142H107ZM110 144H112V143H110ZM110 144H109V146H110ZM116 144V145H117ZM134 144V143H133ZM146 144V143H145ZM161 144V143H160ZM164 144V143H163ZM172 144V143H171ZM198 144V143H197ZM200 144V143H199ZM222 144V143H221ZM224 144V143H223ZM230 144V143H229ZM260 144H261V142H260ZM49 145H50V143H49ZM53 146H54V144H52ZM51 145V146H52ZM58 146H59V144H57ZM57 145L55 144V146L57 147ZM98 145V144H97ZM100 145V144H99ZM140 145V144H139ZM156 145V144H155ZM165 145V144H164ZM217 145V144H216ZM231 145V144H230ZM234 145V144H233ZM236 145H237V142H236ZM50 146V148H52ZM80 147H81V145H79ZM85 146H83L84 148H85ZM88 146H89V144H88ZM94 146H96L95 144H94ZM121 146V145H120ZM127 146V145H126ZM130 146H132V145H130ZM137 146V145H136ZM143 146V145H142ZM158 146V145H157ZM162 146V145H161ZM200 146V145H199ZM213 146V145H212ZM211 146V147H212ZM221 146V145H220ZM228 146V145H227ZM226 146V147H227ZM241 146H243V145H241ZM260 146V145H259ZM61 147H63V146H61V144H60V147H59V149L61 148ZM65 147V146H64ZM66 147H68V146H66ZM65 147V148H66ZM72 147V144H71V146L70 147H68V148H71ZM93 147V146H92ZM105 147V146H104ZM123 147V146H122ZM150 148H151V146H149ZM148 147V145H147V148L148 149H150ZM153 147H155V146H153ZM181 147V146H180ZM202 147V146H201ZM207 147V146H206ZM258 147V146H257ZM55 148V147H54ZM87 149H88V147H86ZM91 148V147H90ZM98 148V147H97ZM118 148V147H117ZM132 148H134V149H136L135 147H132ZM143 148H144V146H143ZM146 148V147H145ZM157 148H159V147H157ZM232 148V147H231ZM248 148V147H247ZM262 148H263V146H262ZM46 149H48L49 150V148H46ZM64 149V148H63ZM104 149V148H103ZM107 149V148H106ZM110 149V148H109ZM159 149H161V148H159ZM166 149V148H165ZM171 149V148H170ZM178 149H180V148H178ZM185 149V148H184ZM224 149H226V148H224ZM224 149H222V150H224ZM51 150V149H50ZM62 150V149H61ZM61 150L59 151V152H61ZM69 151H71L70 149H68ZM90 150V149H89ZM88 150V151H89ZM91 150H92V148H91ZM98 150V149H97ZM119 151H120V149H118ZM124 150V149H123ZM126 150V149H125ZM141 149H139V151H140ZM147 150V149H146ZM145 150V151H146ZM151 150V149H150ZM163 150V149H162ZM172 150V149H171ZM170 150V151H171ZM183 150V149H182ZM204 150V149H203ZM221 150V151H222ZM233 149H231V151H232ZM263 150V149H262ZM52 151V150H51ZM56 151H57V149H56ZM79 151V150H78ZM83 151H86V150H82V152ZM100 151V150H99ZM108 151H110V150H108ZM122 151V150H121ZM127 151V150H126ZM135 151V150H134ZM142 151V150H141ZM144 151V150H143ZM156 151H157V154L159 153L158 152V150L156 149ZM169 151V152H170ZM174 151V150H173ZM177 151V150H176ZM180 151V150H179ZM221 151H219L220 153H221ZM230 151V152H231ZM257 151V150H256ZM64 150H63V154H64ZM72 153H73V151H71ZM103 152V151H102ZM138 152V151H137ZM149 153L151 152V151H148ZM152 152H153V150H152ZM162 152V151H161ZM188 152H189V150H188ZM218 152V153H219ZM224 152V151H223ZM229 152V153H230ZM245 152H246V150H245ZM250 152V151H249ZM254 152V151H253ZM69 153V152H68ZM115 153V152H114ZM132 153H134V152H132ZM143 153H146V152H143ZM154 153H155V150H154ZM166 153V152H165ZM173 153V152H172ZM176 153V152H175ZM186 153V152H185ZM208 153V152H207ZM232 153V152H231ZM248 153V152H247ZM255 153V152H254ZM65 154H66V152H65ZM83 154V153H82ZM87 154V153H86ZM135 154V153H134ZM137 154H139V153H137ZM159 154H161V153H159ZM199 154V153H198ZM203 154V153H202ZM223 154V153H222ZM239 154V153H238ZM62 155V154H61ZM67 155H69V154H67ZM76 155H78V154H75V157L74 158H76ZM119 155V154H118ZM126 155H128V153H126ZM132 155V154H131ZM130 155V156H131ZM143 155V154H142ZM141 155V156H142ZM148 155V154H147ZM154 155V154H153ZM162 155H164V153H162ZM166 155V154H165ZM220 155V154H219ZM224 155H225V153H224ZM237 155V154H236ZM63 156V155H62ZM72 156V155H71ZM108 156V155H107ZM111 156V155H110ZM109 156V157H110ZM113 156V155H112ZM156 156V155H155ZM215 156H218V155H215ZM222 156V155H221ZM227 156V155H226ZM65 157V159H66V157L67 156H64ZM70 157V156H69ZM136 157V156H135ZM144 157V156H143ZM142 157V158H143ZM149 157V156H148ZM161 157V156H160ZM163 157V156H162ZM161 157V158H162ZM173 157V156H172ZM176 157V156H175ZM183 157V156H182ZM181 157V158H182ZM185 157H187L186 155H185ZM195 157V156H194ZM200 157V156H199ZM219 157V156H218ZM224 157V156H223ZM71 158V157H70ZM78 158V157H77ZM96 158V157H95ZM98 158V157H97ZM101 159H102V157H100ZM118 158H119V156H118ZM131 158V157H130ZM146 158V157H145ZM150 158V157H149ZM149 158H148V160H149ZM169 158H170V155H169ZM211 158V157H210ZM240 158V157H239ZM150 159H153V158H150ZM156 159V158H155ZM177 159V158H176ZM193 159V158H192ZM200 159V158H199ZM208 159V158H207ZM213 159L214 158H212V160L211 161H213ZM216 159V158H215ZM250 159V158H249ZM74 159H70V162L71 161H73ZM93 160H94V158H93ZM116 160V159H115ZM141 160V159H140ZM147 160V159H146ZM154 160V159H153ZM188 160V159H187ZM187 160H186V162H187ZM196 160V159H195ZM240 160V159H239ZM248 160V159H247ZM68 161V160H67ZM77 161V160H76ZM81 161V160H80ZM90 161V160H89ZM158 161V160H157ZM156 161V162H157ZM167 161H168V158H167ZM172 161H174V160H172ZM190 161V160H189ZM188 161V162H189ZM228 161H230V160H228ZM227 161V162H228ZM233 161V160H232ZM65 162V161H64ZM70 162H67V164L69 163L70 165H71V163ZM95 162V161H94ZM103 162V161H102ZM106 162V161H105ZM109 162V161H108ZM111 162V161H110ZM142 162V161H141ZM145 162V161H144ZM143 162V163H144ZM160 162H161V160H160ZM177 162H179L178 161V159H177ZM186 162H184V163H186ZM194 162V161H193ZM218 162V161H217ZM221 162V161H220ZM222 162H224V161H222ZM226 162V161H225ZM66 163V162H65ZM123 163V162H122ZM128 164H129V162H127ZM134 163V162H133ZM132 163V161H131V164H133ZM139 163V162H138ZM142 163V164H143ZM145 163H147V161L145 162ZM149 163V162H148ZM150 163H153L152 161L150 162ZM176 163V162H175ZM175 163H173V164H175ZM181 163V165H183L182 164V162H180ZM180 163H178V164H180ZM203 163V162H202ZM206 163H210L209 161L208 162H206ZM215 163V162H214ZM229 163V162H228ZM227 163V164H228ZM237 163V162H236ZM238 163H240L239 161H238ZM64 164V163H63ZM66 164V165H67ZM69 164H68V166H69ZM75 164H76V162H75ZM78 164V163H77ZM97 164H98V162H97ZM96 164V165H97ZM141 164V165H142ZM166 164H168V162L166 163ZM177 164V165H178ZM197 164V163H196ZM74 165V164H73ZM95 165V164H94ZM104 165V164H103ZM114 165V164H113ZM118 165H119V163H118ZM123 165V164H122ZM125 165V164H124ZM138 165V164H137ZM141 165H140V167H141ZM210 165V164H209ZM212 165H213V163H212ZM225 165V164H224ZM233 165H234V163H233ZM77 166V165H76ZM75 166V167H76ZM84 166V165H83ZM101 166V165H100ZM119 166H121V165H119ZM126 166V165H125ZM135 166V165H134ZM139 166V165H138ZM148 166V165H147ZM161 166V165H160ZM166 166V165H165ZM173 166V165H172ZM171 165L169 166V167H172ZM175 166V165H174ZM222 166V165H221ZM226 166H230L229 164L228 165H226ZM61 167H62V169H61ZM69 167H71V166H69ZM102 167H104V166H102ZM106 167V166H105ZM118 167V166H117ZM130 167H131V165H130ZM143 167V166H142ZM191 167V166H190ZM194 167V166H193ZM206 167H207V165H206ZM241 167V166H240ZM64 168H65V165H64ZM68 168V167H67ZM100 168V167H99ZM116 168V167H115ZM121 168V167H120ZM151 168V167H150ZM155 168V167H154ZM163 168V167H162ZM167 169H168V167H166ZM165 168V169H166ZM199 168V167H198ZM202 168H204V167H202ZM211 168H213V167H211ZM215 168L217 169V166H215ZM238 168V167H237ZM89 169V168H88ZM132 169V168H131ZM138 169V168H137ZM141 169V168H140ZM164 169V170H165ZM172 169V168H171ZM179 169V168H178ZM186 169V168H185ZM201 169V168H200ZM66 170H68V169H66ZM72 170H74V169H72ZM76 170V169H75ZM103 170V169H102ZM106 170V169H105ZM114 170V169H113ZM136 170V169H135ZM147 170V169H146ZM159 170V169H158ZM202 170V169H201ZM210 170V169H209ZM218 170V169H217ZM224 170H225V168H224ZM223 170V171H224ZM236 170H238V169H236ZM70 171V170H69ZM85 171H87V170H85ZM90 171V170H89ZM108 171V170H107ZM115 171V170H114ZM119 171V170H118ZM121 171V170H120ZM129 171H131V170H129ZM128 171V172H129ZM141 171H142V169H141ZM181 171V170H180ZM179 171V172H180ZM187 171H189V170H187ZM208 171V170H207ZM218 171H220V168H219V170ZM217 171V172H218ZM221 171H222V169H221ZM233 171H235V170H233ZM232 171V172H233ZM76 173H78L77 171H75ZM80 172H82V171H80ZM78 173L79 175L81 174V173ZM84 172V171H83ZM112 172V171H111ZM123 172V171H122ZM121 172V173H122ZM134 173L136 172V171H133ZM132 172V173H133ZM148 172H149V170H148ZM157 172V171H156ZM168 172H169V170H168ZM178 172V173H179ZM185 172H186V170H185ZM190 172V171H189ZM200 172V171H199ZM206 172V171H205ZM212 172V171H211ZM215 172H216V170H215ZM225 172V171H224ZM228 172V171H227ZM71 173V172H70ZM105 173V172H104ZM109 173V172H108ZM118 173V172H117ZM138 173V172H137ZM147 173V172H146ZM167 173V172H166ZM175 173V172H174ZM182 173V172H181ZM197 173H198V171H197ZM204 173V172H203ZM209 173V172H208ZM236 173V172H235ZM97 174V173H96ZM110 175H111V173H109ZM113 174V173H112ZM115 174V173H114ZM161 174V173H160ZM159 174V175H160ZM165 174V173H164ZM171 174H173V172L171 173ZM183 174V173H182ZM218 174H220V172H218ZM231 174V173H230ZM229 174V175H230ZM73 175V174H72ZM82 175V174H81ZM90 175V174H89ZM119 175H120V173H119ZM133 175H135V174H133ZM137 175V174H136ZM149 175V174H148ZM151 175V174H150ZM167 175V174H166ZM180 175V174H179ZM184 175V174H183ZM182 175V176H183ZM196 175V174H195ZM209 175V174H208ZM208 175H206V176H208ZM224 175V174H223ZM229 175H227V176H229ZM87 176V175H86ZM144 176V175H143ZM201 176V175H200ZM202 176H203V174H202ZM210 176H211V174H210ZM215 176V175H214ZM217 176H219V175H217ZM77 177V176H76ZM92 177V176H91ZM111 177V176H110ZM109 177V178H110ZM125 177H126V174H125ZM125 177H123V178H125ZM130 177H131V174H130ZM134 177V176H133ZM150 178V176H147V178ZM153 177V176H152ZM173 177V176H172ZM190 177V176H189ZM189 177H188V179H189ZM192 177V176H191ZM195 177H197V176H195ZM94 178V177H93ZM118 178H121L120 176H118ZM135 178H137V177H135ZM146 178V177H145ZM159 178H161V177H159ZM180 178H181V176H180ZM186 178V177H185ZM223 178V177H222ZM222 178H221V180H222ZM226 178H228V177H226ZM73 179H74V181H73ZM77 179H79V178H77ZM138 179V178H137ZM157 179V178H156ZM170 179V178H169ZM173 179V178H172ZM208 179V178H207ZM83 180H86L85 178H83ZM89 180V179H88ZM115 180V179H114ZM125 180V179H124ZM124 180H123V182H124ZM127 180V179H126ZM143 180V179H142ZM149 180V179H148ZM152 180V179H151ZM154 180V179H153ZM161 180H162V178H161ZM176 180H178V179H176ZM190 180H192L191 178H190ZM193 180H194V178H193ZM199 180V179H198ZM201 180V179H200ZM211 180H213L214 181V179H211ZM217 180V179H216ZM225 180V179H224ZM223 180V181H224ZM80 181V180H79ZM93 181V180H92ZM116 181V180H115ZM118 181H120V180H118ZM157 181V180H156ZM170 181H172V180H170ZM187 181V179L185 180V182ZM189 181V180H188ZM187 181V186H189L188 185V182ZM202 181V180H201ZM212 181V182H213ZM218 181V180H217ZM71 182V183H72ZM94 182V181H93ZM92 182V183H93ZM97 182V181H96ZM127 182H128V180H127ZM130 182V181H129ZM143 182V181H142ZM147 182V181H146ZM159 182V181H158ZM172 182H174V180L172 181ZM183 182V181H182ZM192 182V181H191ZM200 182V181H199ZM202 182H204V180L202 181ZM208 182V181H207ZM216 182V181H215ZM215 182H213V183H215ZM119 183V182H118ZM117 183V184H118ZM136 183V182H135ZM135 183H132V184H135ZM160 183V182H159ZM169 183V182H168ZM175 183V182H174ZM195 183V182H194ZM194 183H192V184H194ZM224 183V182H223ZM94 184H95V182H94ZM97 184V183H96ZM126 184V183H125ZM139 184V183H138ZM143 184H144V182H143ZM152 184V183H151ZM154 184V183H153ZM163 184H165L166 185V183H164L163 182ZM162 184V185H163ZM170 184V183H169ZM191 184V183H190ZM191 184V185H192ZM196 184H198V181H197V183ZM196 184H194V185H196ZM200 184V183H199ZM204 185H205V183H203ZM210 184V183H209ZM208 184V185H209ZM217 184V183H216ZM226 184V183H225ZM228 184V183H227ZM81 185V186H82ZM121 185V184H120ZM129 185H131V184H129ZM128 185V186H129ZM142 185V184H141ZM164 185V186H165ZM174 185V184H173ZM180 185V184H179ZM178 185V186H179ZM183 185V184H182ZM185 185V186H186ZM190 185V186H191ZM207 185V186H208ZM123 186V185H122ZM146 186V185H145ZM155 186V185H154ZM170 187H171V185H169ZM177 186V185H176ZM213 186V185H212ZM223 186V185H222ZM87 187V188H86ZM135 187V186H134ZM149 187V186H148ZM150 187H152V186H150ZM202 187V186H201ZM205 187V186H204ZM203 187V188H204ZM62 188H63V190H62ZM80 188V187H79ZM131 188V187H130ZM133 188V187H132ZM131 188V189H132ZM168 187L166 186V188L165 189H167ZM172 188V187H171ZM189 188V187H188ZM191 188V187H190ZM194 188V187H193ZM203 188H201L202 189V191L204 190ZM207 188V187H206ZM211 188V187H210ZM219 188V187H218ZM224 188V187H223ZM94 189H95V187H94ZM129 189V188H128ZM134 189H136V188H134ZM137 189H140V188H137ZM145 189V188H144ZM147 189V188H146ZM149 189V188H148ZM170 189V188H169ZM168 189V190H169ZM177 189H178V187H177ZM180 189H181V187H180ZM199 190H200V188H198ZM197 189V190H198ZM209 189V188H208ZM213 189V188H212ZM62 190V191H61ZM83 190H86V191H83ZM97 190V189H96ZM104 190V189H103ZM114 190V189H113ZM125 190V189H124ZM141 190V189H140ZM167 190V191H168ZM183 190V189H182ZM187 190V189H186ZM191 190H193V189H191ZM217 190H219V189H217ZM60 191V192H59ZM73 191V192H72ZM106 191H107V189H106ZM121 191H122V189H121ZM137 191V190H136ZM146 191V190H145ZM153 191V190H152ZM162 191H163V189H162ZM171 191V190H170ZM188 191H190V190H188ZM75 192V193H74ZM76 192L77 193H79V195L78 194H76ZM81 192H83L82 194H81ZM85 192V193H84ZM131 192H133L134 193V190L133 191H131ZM139 192H141V191H139ZM143 192V191H142ZM161 192V191H160ZM169 192V191H168ZM179 192V191H178ZM210 192V191H209ZM95 193H96V191H95ZM113 193V192H112ZM151 193V192H150ZM158 193V192H157ZM161 193H163V192H161ZM160 193V195H162ZM167 193V192H166ZM173 193V192H172ZM190 193V192H189ZM195 193V192H194ZM217 193V192H216ZM221 193V192H220ZM98 194V193H97ZM104 194H106V193H104ZM108 194V193H107ZM136 194H138V193H136ZM135 194V195H136ZM148 194V193H147ZM155 194V193H154ZM176 194V193H175ZM192 194V193H191ZM206 194V193H205ZM109 195V194H108ZM108 195H106V196H108ZM115 195V194H114ZM139 195H140V193H139ZM186 195V194H185ZM189 195V194H188ZM197 195V194H196ZM212 195H214V192H213V194ZM95 196V195H94ZM148 196V195H147ZM182 196V195H181ZM91 197H93V199L91 198ZM105 197V196H104ZM117 197H118V195H117ZM135 197H137V196H135ZM148 197H150V196H148ZM153 197V196H152ZM158 197V196H157ZM165 197V196H164ZM170 197H173V196H170ZM174 197H175V195H174ZM173 197V198H174ZM197 197V196H196ZM202 197V196H201ZM216 197V196H215ZM109 198V197H108ZM132 198V197H131ZM139 198V197H138ZM155 197H153V199H154ZM159 198V197H158ZM157 198V199H158ZM182 198V197H181ZM185 198V197H184ZM210 198V197H209ZM127 199V198H126ZM133 199V198H132ZM141 199V198H140ZM151 199V198H150ZM161 199L162 198H160V200H158V201H161ZM166 199H170V198H165L164 200H166ZM177 199V198H176ZM179 199V198H178ZM194 199V198H193ZM107 200V199H106ZM111 200V199H110ZM109 200V201H110ZM116 200H118V199H116ZM139 200V199H138ZM142 200H143V198H142ZM147 200V199H146ZM162 201V204L164 203V202H167V201ZM182 200V199H181ZM211 200V199H210ZM219 200V199H218ZM114 201V200H113ZM128 201V200H127ZM141 201V200H140ZM169 201V200H168ZM176 201H178V200H176ZM183 201V200H182ZM108 202V201H107ZM132 202V201H131ZM137 202V201H136ZM173 202V201H172ZM203 202V201H202ZM113 203V202H112ZM118 203V202H117ZM125 202H123L122 204H124ZM145 203H146V201H145ZM149 203H152V202H149ZM183 203V202H182ZM119 204V203H118ZM158 204V203H157ZM169 204V203H168ZM201 204V203H200ZM216 204V203H215ZM109 205V204H108ZM112 205V204H111ZM111 205H109V206H111ZM114 205V204H113ZM130 205H132V204H130ZM137 205V204H136ZM176 205V204H175ZM187 205H188V203H187ZM197 205V204H196ZM209 205V204H208ZM221 205V204H220ZM149 206V205H148ZM158 206H161V205H159L158 204ZM164 206V205H163ZM180 206V205H179ZM181 206H183V204H181ZM192 206V205H191ZM106 207V208H105ZM124 207H125V205H124ZM156 208H157V206H155ZM173 207V206H172ZM178 207V206H177ZM186 207V206H185ZM209 207V206H208ZM216 207V206H215ZM135 208V207H134ZM136 208H137V206H136ZM162 208V207H161ZM167 208V207H166ZM109 209V208H108ZM123 209V208H122ZM132 209H133V207H132ZM141 209V208H140ZM139 209V210H140ZM164 209V208H163ZM176 209V208H175ZM174 209V210H175ZM182 209V208H181ZM180 209V210H181ZM216 209V208H215ZM130 210V209H129ZM138 210V211H139ZM157 210H158V208H157ZM171 210V209H170ZM210 210H212V209H210ZM210 210H208V211H210ZM116 211H114L115 212V214L117 213ZM124 211V210H123ZM122 211V212H123ZM126 211H128V210H126ZM135 211H136V209H135ZM134 211V212H135ZM155 211V210H154ZM161 211V210H160ZM214 211H216V210H214ZM112 212V211H111ZM141 212V211H140ZM149 212V211H148ZM151 212V211H150ZM178 212V211H177ZM213 212V211H212ZM138 213V212H137ZM153 213V212H152ZM163 213V212H162ZM167 213V212H166ZM182 213V212H181ZM181 213H179V214H181ZM186 213V212H185ZM205 213H206V211H205ZM218 213V212H217ZM216 212H215V214L214 215H216L217 214ZM125 214V213H124ZM129 214H130V212H129ZM147 214V213H146ZM164 214V213H163ZM162 214V215H163ZM189 214V213H188ZM213 214V213H212ZM220 214V213H219ZM109 215V214H108ZM114 215V214H113ZM134 215V214H133ZM139 215H142V214H140L139 213ZM143 215H144V213H143ZM148 215V214H147ZM152 215V214H151ZM175 215V213L173 214V216ZM178 215V214H177ZM184 215V214H183ZM207 215V214H206ZM131 216V215H130ZM149 216V215H148ZM160 216V215H159ZM164 216V215H163ZM182 216V215H181ZM216 216H219V215H216ZM135 217V216H134ZM138 217V216H137ZM145 217H147V216H145ZM154 218L156 217V216H153ZM153 217H151V218H153ZM174 217H176V216H174ZM204 217V216H203ZM207 217V216H206ZM214 216H212L211 218H213ZM144 218V217H143ZM154 218L153 219H151L152 221L154 220ZM162 218H165V216L164 217H162ZM167 218H168V216H167ZM196 218H197V216H196ZM201 218V217H200ZM146 219V218H145ZM158 219V218H157ZM198 219V218H197ZM223 219V218H222ZM109 220H110V222H109ZM150 220V221H151ZM168 220V219H167ZM201 220V219H200ZM203 220V219H202ZM208 220V219H207ZM211 220V219H210ZM218 220H219V218H218ZM141 222H142V220H140ZM144 221V220H143ZM149 220H147V222H150ZM171 221V220H170ZM177 221V220H176ZM198 221H199V219H198ZM204 221V220H203ZM146 222V221H145ZM146 222V223H147ZM168 222V221H167ZM166 222V223H167ZM174 222V221H173ZM194 222V221H193ZM201 222V221H200ZM206 222V221H205ZM217 222V221H216ZM220 222V221H219ZM145 223V224H146ZM158 223V222H157ZM170 223V222H169ZM176 223V222H175ZM174 223V224H175ZM199 223V222H198ZM202 223V222H201ZM207 223H208V221H207ZM212 223V222H211ZM213 223H215L214 222V219H213ZM171 224V223H170ZM189 224V226H190V223H188ZM196 224V223H195ZM219 224V223H218ZM177 225H178V223H177ZM199 225V224H198ZM203 225H204V223H203ZM207 225H209V224H207ZM215 225H217L216 223H215ZM138 226H139V228L140 229H138ZM143 226V225H142ZM173 226V225H172ZM187 226V225H186ZM188 226V227H189ZM200 226V225H199ZM214 226V224H212V226L210 225V232L212 231V229L214 228L213 227ZM161 227H162V225H161ZM160 227V228H161ZM209 227V226H208ZM211 227H213L212 229H211ZM218 227H220V226H218ZM145 228V227H144ZM167 228V227H166ZM170 228H172V227H170ZM197 228V227H196ZM221 228V227H220ZM159 229V228H158ZM162 229H163V227H162ZM207 229V228H206ZM179 230V229H178ZM177 230V231H178ZM181 230V229H180ZM184 230V229H183ZM192 230V229H191ZM200 230V229H199ZM203 230V229H202ZM207 230H209V229H207ZM206 230V231H207ZM215 230V229H214ZM218 230H219V228H218ZM162 231V230H161ZM167 231V230H166ZM173 231V230H172ZM176 231V232H177ZM190 231V230H189ZM201 231V230H200ZM206 231H203V232H206ZM216 231V230H215ZM160 232V231H159ZM163 232V231H162ZM183 232V231H182ZM198 232V231H197ZM196 232V234H198ZM202 232V233H203ZM175 233V232H174ZM201 233V238L203 239V237H204V235ZM207 233H209V231L208 232H206V234ZM216 233V232H215ZM186 234V233H185ZM191 234V233H190ZM200 234V233H199ZM205 234V235H206ZM212 234V233H211ZM167 235V234H166ZM182 235V234H181ZM184 235V234H183ZM182 235V236H183ZM202 235H203V237H202ZM210 235V234H209ZM165 236V235H164ZM186 236H188L187 234H186ZM185 236V237H186ZM196 236V235H195ZM210 236H212V237H214L215 236V234H214V236L213 235H210ZM192 237V235L190 236V238ZM194 237V236H193ZM199 237V236H198ZM197 237V238H198ZM208 237V236H207ZM211 237V238H212ZM177 238V237H176ZM181 238H183V237H181ZM181 238H179V239H181ZM200 238V237H199ZM178 239V240H179ZM202 239H201V242L202 243H204L203 241H205V240H203L202 241ZM187 240H190L189 238L187 239ZM187 240H186V242H187ZM200 240V239H199ZM206 240H207V238H206ZM176 241H177V239H176ZM179 241H181V240H179ZM178 241V242H179ZM194 241H196V240H194ZM208 241V240H207ZM189 242V241H188ZM192 242V241H191ZM191 242H189V243H191ZM210 242V241H209ZM209 242H207L208 244H210ZM164 243V242H163ZM177 243V242H176ZM175 243V244H176ZM181 243V242H180ZM193 243V242H192ZM159 244V245H158ZM174 244V245H175ZM195 244H196V242H195ZM200 244V243H199ZM212 244V243H211ZM211 244H210V246H211ZM159 247H158V246ZM183 245V244H182ZM185 245H186V243H185ZM203 245H205V243L203 244ZM180 246V245H179ZM178 246V247H179ZM189 246V245H188ZM190 246H193V245H190ZM196 246H198V245H196ZM200 246H202V244H200ZM200 246H198L199 248H200ZM183 247V246H182ZM209 247V246H208ZM168 248H169V246H168ZM168 248H167V251H168ZM170 248H172V245L170 246ZM175 248V247H174ZM173 248V249H174ZM188 248V247H187ZM196 248V247H195ZM181 249V248H180ZM190 249V248H189ZM202 249H203V247H202ZM170 250V249H169ZM175 251H176V248L174 249ZM195 250V249H194ZM196 250H199V249H196ZM195 250V251H196ZM159 251V252H158ZM166 251V250H165ZM165 251H164V253H165ZM167 251H166V255H164V253H161L160 252V254L162 255V257H160V258H162V260L165 258H163V255L164 256H167ZM172 251V250H171ZM179 251H181V250H179ZM191 251V250H190ZM193 251V250H192ZM191 251V252H192ZM194 251V252H195ZM201 251V250H200ZM200 251H199V253H200ZM169 252V251H168ZM187 252V251H186ZM188 252H189V250H188ZM191 252H189V253H191ZM197 252V251H196ZM154 253H156V254H154ZM170 254H171V252H169ZM174 252H172V254H173ZM178 253V252H177ZM183 254H184V256H186V257H188L187 255H188V253H187V255H185V253L184 252H182ZM182 253H181V255H182ZM175 254H176V252H175ZM191 254H193V252L191 253ZM161 255H159V256H161ZM179 255H180V253H179ZM190 255V254H189ZM198 255V254H197ZM169 256H171V255H169ZM169 256H167V257H169ZM191 257L192 256H195V254L194 255H190ZM158 257V256H157ZM173 257H174V254H173ZM172 257V258H173ZM181 257H183V256H181ZM186 257H184V258H186ZM190 257V258H191ZM145 258V257H144ZM143 258V259H144ZM146 259L145 261H147V260H149V261H147V263L146 264H148L149 262H150V259ZM178 258V257H177ZM189 258V257H188ZM188 258H186V259H188ZM189 258V259H190ZM142 259V260H143ZM158 259V258H157ZM165 259H167V258H165ZM182 259V258H181ZM180 258H179V260H181ZM141 260V261H142ZM151 260H155V262H156V259H151ZM167 260H169V261H171V263H172V260H170L169 258L167 259ZM183 260H185V259H183ZM183 260H181V261H183ZM168 261V262H169ZM176 261H177V263H179L178 262V260L176 259ZM176 261H174L173 263H176ZM136 262V261H135ZM134 262V263H135ZM143 263H145L144 262V260L142 261ZM153 262V261H152ZM157 262H158V260H157ZM159 262H160V260H159ZM138 263V262H137ZM162 263H164V260H163V262ZM176 263V264H177ZM151 264H153V263H151ZM160 264H161V262H160ZM167 264V263H166ZM169 264H170V262H169Z\"/></svg>",
	"mask_w": 264,
	"mask_h": 264
}]
</instances>
